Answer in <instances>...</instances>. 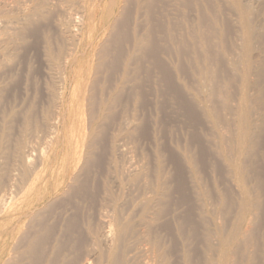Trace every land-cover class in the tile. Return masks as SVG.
I'll list each match as a JSON object with an SVG mask.
<instances>
[{"label": "rangeland", "instance_id": "1", "mask_svg": "<svg viewBox=\"0 0 264 264\" xmlns=\"http://www.w3.org/2000/svg\"><path fill=\"white\" fill-rule=\"evenodd\" d=\"M0 11L2 12L1 9H7L10 10L8 13H13L12 11H14L15 13L14 14H8L6 13L5 11H3L2 13H0V19L2 21H4L5 23L1 22L0 20V29L3 31L4 29V33L0 30V33H3L2 36L0 34V39L1 40V44L4 46L5 44V47L2 48L1 45L0 47L2 48L1 51H3L4 53H2L0 51V59H1V56H2V61L5 62L2 64V61L0 62V81L1 79L4 80L5 82L3 83L0 82V89H2V91H4V93H2L1 95V90H0V103H2L3 101L5 102V104H9L7 100L10 99V102L11 104L13 103V105H10V107L8 108L7 110V104L5 105L4 102L3 104H0V108L3 109L1 110L0 109V116L2 117L0 119V156H1V153L3 152L5 155H7L6 157H8L6 159L5 155L2 154V157L1 160H0V163L3 162L4 160H6V162L3 164L2 166H8V167H2L1 164L0 166V169L3 170L5 169L4 171H2L1 173V170H0V173L1 175L4 174V176L2 175V177H6L8 176L9 178H6L8 179L9 181L5 180V178H2L3 181L0 183V188L1 190L5 189V191H7V193L4 192V194H2L3 192L1 191L0 195L2 194V196H0V200L2 201L3 198H5L4 196H6L5 199H3V203L0 201V203H2L4 206L7 201V197L9 196L10 193H13L15 194V192L17 191V187L18 185H21V182L18 181V178L21 180L20 177L18 176H22V175H16L14 174L17 169L18 171L17 172H23L22 174L24 173H28L30 172L32 174V171L34 170L35 172H38V171H41V172H46L48 175H50V178L49 181H48V188H51V186L53 184L56 183V179L58 178L59 174L65 172L67 170V168L69 167V171L71 173V175L74 177L76 176L79 177V178H82L81 176H83V180H78L81 182L85 181V182H88L91 178V180L87 183L89 184L88 186L90 188L87 189L88 192H86V194H82L83 196L81 195H77L76 197H72V196H69L71 194L68 195V199H67V195H62L59 194L60 196H62L63 198H61L60 196H56L57 198H55L54 196V199L55 201L53 200V197H51L47 202H48V206L50 208H47L46 210L45 207L41 208V206L38 208V210L40 212L38 213H41V217L40 216H35V214L37 213H34L36 212L37 210H34V214L31 212L29 214V219L26 218L25 219V222H24V225L27 223V219H28V225L29 224H47V225H52L55 223L56 219L58 217H64L67 219V216H69L68 218H76L79 220V223L83 226H85V223H90V225L94 228L97 226L98 224V220L100 219L101 215L102 214H110L111 212L117 210V211H120L121 213L122 212H126L124 214L127 218H129L130 220H133L132 222L136 223L137 221L141 220V218H144V219H149V217H156L158 219V221L156 222V225H154L155 227H153V229H160V230H163L165 229L167 226V223L169 224H174L175 222L178 223V222H181L182 220H186L187 218H192L194 220H199L198 217L199 216H202L201 219H205L206 220H210L211 223H214V225H217L220 227L223 235H224V238L227 239V243L229 244L228 245V252H229V258H228V261H230L228 264H235V261H236V264H242V263H239L241 261V257H243L242 259H244V261H241V262H244L243 264H246L248 259H251V258H254L253 255L257 256L256 257V262L255 264H258L260 262V264H264V242L261 238L260 235L263 234V224H264V220L263 221H256L254 220V208L252 210V205L254 207V203H252V201L254 202V195H258L257 190H256V187L254 186V178L257 174H261L264 178V166L262 164H264V160H262L264 157H260L257 161L258 163H255L256 161L254 160V148H250L248 145L246 146V148L244 149H241L239 144H240V135H239V129H238V119H237V116H236V110L237 109L236 107L239 106V103H241L242 101V96H241V92H242V89L244 87H249V89L247 88V95L250 99V112H251V116H250V121L254 124V118L256 120V118H259L257 116L259 115H264V98H262L263 100H260L259 98V95H258V90L257 88L260 90V88H263L264 89V80L262 82V76L259 75L256 71V70H259L256 69L258 67V65L263 62L264 63V0H236V1H233V0H156V3L154 0H133L134 2H132V0H26L28 3H26V1L24 2V0H20L22 3V6H19L17 5L18 3L20 4V1L19 0H0ZM7 1V2H6ZM18 3H17V2ZM88 1V2H87ZM90 1H91V4H90ZM112 1V2H111ZM153 1V2H151ZM2 2L3 4H5L4 2H6V6H3L2 5ZM36 2V4H35ZM42 2V3H41ZM46 2V3H45ZM85 2V4H83ZM114 2V3H113ZM128 2V3H127ZM138 2V3H137ZM147 2V4H146ZM9 3V5H8ZM26 3V4H25ZM38 3V4H37ZM49 3V4H48ZM87 7H85L84 5H87ZM98 3V4H97ZM111 3L113 4L112 6ZM126 3V5H125ZM153 3V4H152ZM235 3V5H234ZM13 4H15L16 7H13ZM25 4V8L24 5ZM27 4H29L27 6ZM35 4V6H34ZM48 4V5H47ZM68 4V6H67ZM82 5L80 6V10H79V5ZM90 4V6H89ZM131 4V5H130ZM136 4V5H135ZM143 5V8H142V5ZM152 4V5H151ZM8 5V6H7ZM41 5V6H40ZM43 5V6H42ZM57 5V6H56ZM61 5V6H60ZM71 5V6H70ZM108 5V6H107ZM123 5H125L123 7ZM130 5V6H129ZM137 5H139L137 7ZM150 5V6H148ZM19 6V7H18ZM70 6V7H69ZM84 6V7H83ZM97 6V7H96ZM6 7V8H5ZM21 7V9H20ZM43 7V8H42ZM62 7V9H61ZM82 7V8H81ZM122 7V8H120ZM140 7V8H139ZM147 7V8H146ZM11 8V9H10ZM15 8H17V10H14ZM27 8V9H26ZM31 8V10L29 9ZM34 12H36L37 14L35 15V13L32 12L33 9ZM39 10H37V9ZM54 8V9H53ZM84 8V9H83ZM120 8V9H119ZM139 8V9H138ZM13 9V10H12ZM26 9V10H24ZM41 9V10H40ZM48 9V10H47ZM50 9V10H49ZM78 10L79 12H75L76 10ZM83 9V11H81ZM92 9V10H91ZM125 9V10H124ZM143 9V10H141ZM20 10L21 13H20ZM73 10V11H72ZM91 10V11H90ZM100 10V11H99ZM119 10H121V13H119ZM124 10V11H123ZM240 10H241V13H240ZM243 10V11H242ZM39 11H42L43 14H41V12ZM68 11V12H67ZM99 11V12H98ZM142 11V12H141ZM145 11H147L145 13ZM150 11V16H147V13ZM153 11V12H152ZM18 12V14L16 13ZM28 12V13H27ZM39 12V14H38ZM70 12V13H69ZM81 12V13H80ZM89 12V13H88ZM111 12V13H110ZM130 12V13H129ZM243 12H244V16L243 15ZM27 15H26V14ZM32 13L34 15H32ZM77 13V14H76ZM84 13V14H83ZM110 13V14H109ZM119 13V14H118ZM4 14V15H2ZM30 14V15H28ZM79 14V15H78ZM82 14H83V17H82ZM127 14V15H126ZM10 15V16H9ZM19 15V16H18ZM29 19L30 17V20H36L37 18V23L35 21L31 22L30 20H27L26 17ZM39 15V16H38ZM76 15V16H75ZM120 15V17H119ZM16 16V17H15ZM38 16V17H37ZM43 16V18H42ZM79 16L81 17V19L79 18ZM85 16V17H84ZM87 16V17H86ZM110 16V17H109ZM26 19V20H23V18ZM36 17V18H34ZM114 17V18H113ZM128 17V18H127ZM243 17H244V21H243ZM39 18V19H38ZM78 18V20L76 19ZM124 18H125V21L128 23H126L124 21ZM9 19V20H8ZM19 19L21 21H19ZM90 19V20H89ZM128 19V20H127ZM22 20L26 23H30L31 25L28 24H25L24 22H22ZM72 22H71V21ZM113 20V21H111ZM242 20V21H241ZM248 20V21H246ZM13 21V22H12ZM14 21L16 22L15 25H18V26H15L17 27L16 29V32H15V29H13L14 33H17L18 30L20 29V33L18 32V34L20 35L21 37V34L23 32L24 34V37L27 38L26 40H23L24 37H21V40L19 38L18 40V37L17 36H12L14 35L13 31L11 32H8L10 31V27H14L12 26L14 24ZM18 21V22H17ZM30 21V22H29ZM82 21V22H81ZM92 21V22H91ZM95 21V22H94ZM8 22H12V23H9V24H6ZM80 22V23H79ZM112 22V23H111ZM118 22V23H117ZM5 24V26L2 25ZM78 26H76L75 25ZM78 23V24H77ZM82 23V24H81ZM94 23V24H93ZM113 25H111V24ZM125 23V24H124ZM198 23V24H197ZM202 23V24H201ZM242 23V24H241ZM244 23V24H243ZM11 24V25H10ZM72 27H71V25ZM93 26H92V25ZM107 24H109L107 26ZM56 25V26H55ZM77 28H75V26ZM120 26V33H118V37H119V34H120V38H122V41H120L121 39L119 38L116 42H114L112 44L111 42V45H108L107 46V43H109L108 41L109 40H112V37L115 35L114 33H116V27L117 26ZM124 25H128L127 27L124 26L125 28H123ZM199 25V26H198ZM200 25H203V27H200ZM244 25V26H243ZM27 27V29H25L24 27V31H22L23 27ZM29 26H31L29 28ZM62 26V27H60ZM112 26V28H111ZM3 27V28H2ZM14 27V28H15ZM39 27H40V30H39ZM69 27V28H68ZM94 27V29H93ZM103 27V28H102ZM110 27V28H109ZM114 27V29H113ZM9 29L8 31L6 30ZM68 28V29H67ZM72 28V29H70ZM85 28V29H84ZM246 28V29H245ZM61 29V30H60ZM74 29V30H73ZM108 29H113L112 32H109L111 30L108 31ZM121 29L123 31H121ZM139 29V30H138ZM245 29V30H244ZM26 30V31H25ZM72 32L71 34H69L70 31ZM126 30V31H124ZM244 30V31H243ZM250 30V31H249ZM257 30V31H256ZM42 31V32H40ZM69 31V32H68ZM75 34H74V32ZM87 31V33H86ZM98 31V33H97ZM100 31V32H99ZM108 31V32H107ZM118 31V32H119ZM248 31V32H246ZM5 32L9 33L10 35H8L11 40L7 39V33L5 34ZM66 32V33H64ZM76 32H77V35H78L80 38V40L78 38V36L76 37ZM89 32V33H88ZM123 32V33H122ZM130 32V33H129ZM196 32V33H195ZM29 35H28V34ZM37 33V34H36ZM42 33V34H40ZM85 33V34H84ZM122 33V34H121ZM127 36H126V34ZM167 33V34H166ZM252 33V34H251ZM259 33V34H258ZM16 34V35H18ZM69 36H68V35ZM74 34V35H73ZM108 34V37L106 36ZM132 36H131V35ZM139 34V37L137 36ZM141 34V35H140ZM151 35L152 36V41L151 42H145L146 43V46L144 44V46H142L141 44L143 43H140L138 44V42H136V40L138 38H141V36L143 35ZM244 34V35H243ZM34 35V36H33ZM36 35V36H35ZM88 35H92L91 36V39L88 40ZM124 35V36H122ZM135 35V36H134ZM173 36L172 38L169 39V36ZM31 36V37H30ZM82 36V37H81ZM96 36V37H95ZM126 36V37H125ZM197 36V37H196ZM251 36V38H250ZM255 36V38H254ZM17 37V39H15ZM33 37V38H32ZM43 37H48L49 39L47 38H43ZM71 38H76L75 39H70ZM87 37V39L85 38ZM106 37V38H105ZM111 39H110V38ZM201 37V39H200ZM245 37V38H244ZM261 39H260V38ZM3 38H6L8 42L5 41V39ZM12 38H14L13 41ZM24 38V39H25ZM28 38H31V39H28ZM39 39V40H36L35 39ZM43 38V40H41ZM81 38L83 39V41L81 40ZM85 38V39H84ZM95 38V39H94ZM108 38V39H107ZM124 38L126 39L124 41ZM132 38V39H131ZM175 38V39H174ZM204 38V39H202ZM254 38V39H253ZM258 38V39H257ZM46 41H45V40ZM66 39H68L66 41ZM70 39V40H69ZM103 39H106L103 42L102 44V41ZM171 39H173V42L171 41ZM253 39V40H252ZM18 40V41H17ZM49 40V41H47ZM72 40V42H71ZM102 40V41H101ZM129 40V41H128ZM258 40V41H257ZM4 41L6 43H8V47L6 46V43H4ZM9 41H13V42H9ZM20 41V42H19ZM40 41V42H39ZM43 41V42H42ZM79 41V42H78ZM101 41V43H100ZM124 41V42H123ZM131 41V42H130ZM206 43H205V42ZM252 41L254 42L253 45H252ZM257 41V42H255ZM263 41V42H262ZM25 42V43H24ZM34 42H36V45L34 44ZM45 42V46L44 43ZM49 42V44L47 43ZM63 46L62 45V43ZM82 42V43H81ZM122 42V43H121ZM129 42V43H128ZM136 42V43H135ZM204 42V43H203ZM240 42V43H239ZM243 42V43H242ZM4 43V44H3ZM17 44V46L14 47V44ZM41 43V44H39ZM71 43V44H70ZM79 43V44H78ZM100 43V46L102 45V47L104 48L105 52L102 50L103 48H100L97 44ZM119 45H117V44ZM121 43V44H120ZM132 43V45H130ZM197 43H199V47L198 48V45ZM260 43V44H258ZM10 44H13V48H9V47H12ZM15 44V45H16ZM81 44V45H80ZM86 44V45H85ZM139 46H138V45ZM51 45V48H49V46ZM62 45V46H61ZM73 45H76L72 48ZM78 45V46H77ZM88 45V46H87ZM97 45V46H96ZM116 47H114V46ZM125 45V46H124ZM137 48H135L134 47ZM257 45H260L262 47H260L259 49V46ZM34 46V47H33ZM58 46V47H56ZM82 46V47H81ZM123 46L125 49H123ZM142 46V47H141ZM194 46V47H193ZM210 46V47H208ZM20 48V51L17 52ZM48 47V48H47ZM60 47V48H59ZM77 47V48H76ZM99 47V49H97ZM114 47V48H113ZM119 47V48H118ZM140 47V48H139ZM196 47V49H195ZM239 47V48H238ZM244 47V48H243ZM255 47L257 50H255ZM37 48V49H36ZM43 48V49H42ZM69 48L71 50H69ZM84 48V49H83ZM107 48V49H106ZM110 48V49H109ZM114 50H113V49ZM133 48V49H132ZM144 48V50L142 49ZM205 50H204V49ZM253 48V49H252ZM13 49V51L15 52H11ZM18 49V50H17ZM47 49V50H46ZM60 51H59V50ZM63 49V50H62ZM80 49H83V50H80ZM132 49V51H131ZM141 51H139V50ZM190 49H192L191 51H193L191 53ZM194 49V50H193ZM209 49V50H208ZM241 49V50H240ZM261 49L263 50L261 52ZM4 50H7V52L9 53V56L11 55L12 57V60H11V57L9 58V56L6 54V51ZM17 50V51H16ZM62 50V51H61ZM80 50V51H79ZM99 50V51H98ZM113 50V51H112ZM117 52H116V51ZM120 50L122 51L120 52ZM135 50V51H134ZM138 50V53L135 54L134 52H137ZM155 51L156 53L152 52V51ZM212 52H211V51ZM248 50V51H247ZM49 51V52H48ZM53 53H52V52ZM77 51L78 54H76L75 52ZM95 51L97 53H95ZM108 51H109V54H108ZM111 51L113 53H111ZM198 51V52H197ZM208 53H207V52ZM243 51V52H242ZM255 51L257 53H255ZM11 52V53H10ZM48 52V53H47ZM83 52V53H82ZM120 52V53H119ZM130 52V53H129ZM141 52V53H140ZM47 54V56H45V54ZM51 53V54H50ZM99 53V54H98ZM107 53V55L105 56L104 54ZM119 53V54H118ZM127 53V55L125 54ZM144 53V54H142ZM159 53V55H158ZM196 53V54H195ZM207 53V54H206ZM260 53V55H258ZM15 54V55H14ZM96 54V55H95ZM115 54V55H114ZM118 56H117V55ZM126 56H125V55ZM129 54V55H128ZM135 54V55H134ZM155 54V55H154ZM193 54V55H192ZM212 54V55H211ZM234 54V55H233ZM239 54V56L237 55ZM253 54V55H252ZM257 56H256V55ZM5 55V56H4ZM79 55V56H78ZM97 57L96 60H95V56ZM98 55V56H97ZM101 55V56H100ZM121 57H120V56ZM123 55V56H122ZM131 55H133L131 57ZM208 55V56H207ZM248 55V58L247 56ZM252 55V56H251ZM255 55V56H254ZM16 56V57H15ZM44 56V57H43ZM67 56H68V59H67ZM102 56L103 57V60H102ZM109 56V57H108ZM157 56V62H159V65L156 64V62L154 61V58ZM193 56V57H192ZM195 56H196V59H197V56H198V59L196 60L195 59ZM199 56H201L203 59V62L202 60H199L201 59ZM5 59H4V58ZM45 57H48L46 59V61L49 59V61L51 62V64L49 63H46L45 61ZM66 57V58H64ZM100 60H99V58ZM159 57V58H158ZM215 57V58H214ZM247 59H246V58ZM252 57V58H251ZM70 58V59H69ZM120 58V59H119ZM130 61H129V59ZM241 58V59H240ZM259 58V59H258ZM8 60H11V64H7L9 63ZM98 59V60H97ZM110 59V60H109ZM112 59V61H111ZM122 59L124 60V62L122 63ZM135 59H138L135 61ZM207 59V60H206ZM248 60V61H245V60ZM6 60V61H4ZM64 60H67V61H64ZM69 60V61H68ZM75 62V71H74V75L76 78L73 79V77H69V79H71V82L68 83V88L66 90V93H65V101L63 103H61V99L60 97L61 96H58L59 93H61V88L60 86H62L61 84L63 83V80L65 78H67V67H68V64L72 61ZM109 60V61H108ZM198 60H199V63L201 64H204V66H208L213 69V71L217 74V77H218V80L219 82L216 83V85H218L216 88L214 87V84L213 83H210L209 85V82L208 81H204L202 79H200V77L198 76V74L196 73L197 69H196V66L198 65ZM237 60V62H236ZM244 60V61H242ZM258 61V62H255L256 65L254 64V61ZM85 61V62H84ZM87 61V62H86ZM103 61V62H102ZM117 61V62H116ZM213 61V62H212ZM261 61V62H260ZM60 62V65L63 66V68L65 70H61L63 69L62 66H59L58 63ZM67 62V64H66ZM69 62V63H68ZM95 62V63H94ZM129 62V63H128ZM134 62V63H133ZM137 64H136V63ZM139 62V63H138ZM155 62V63H154ZM208 62V63H207ZM233 62V63H232ZM235 62V63H234ZM244 62V63H243ZM253 63V65H251V63ZM62 63V64H61ZM63 63H65V67L63 65ZM97 63V64H96ZM115 63L116 66H115ZM232 63V64H231ZM22 64V65H21ZM49 64V68L47 67V65ZM96 64V65H95ZM110 66L111 64V67ZM122 66H121V65ZM127 64H131V66H127ZM155 64V65H154ZM163 65V67L167 68V70H165L164 68V71L169 75H167L168 77H170V74L172 75V77L168 78L170 80V82H168L167 80H165L166 77H163L165 75H162V74H166L164 73L163 69L161 70V68L163 67H160L161 65ZM191 64V66H190ZM194 64V65H193ZM242 64V65H241ZM245 64V65H244ZM54 65V66H53ZM57 65V66H56ZM84 65V66H83ZM95 65V66H94ZM106 65V66H105ZM113 65V66H112ZM118 65V67H117ZM120 65V66H119ZM142 65V66H141ZM213 65V66H212ZM235 65V67H234ZM4 66V67H3ZM67 66V67H66ZM158 68H156V67ZM194 66V67H193ZM254 68H253V67ZM256 66V67H255ZM12 67V68H11ZM53 67L55 68V70L53 69ZM97 67V69H96ZM104 67V68H103ZM116 67V68H115ZM134 67V68H133ZM191 67V68H190ZM14 68V69H13ZM17 68V69H16ZM52 70H51V69ZM100 68V69H99ZM136 68L139 69L141 68V70L139 71H136ZM253 68V69H251ZM12 69V70H10ZM51 71H50V70ZM90 69V70H89ZM104 69H106V71H104ZM112 69V70H111ZM116 69H117V75H116ZM121 69V74L119 73ZM159 69V70H158ZM6 70V71H4ZM114 70V71H113ZM253 70V71H252ZM25 71V72H24ZM53 71H56V72H53ZM104 71V72H103ZM108 71V72H107ZM163 71V72H162ZM171 73H170V72ZM193 71V72H192ZM8 72H12V73H8ZM16 72V73H14ZM58 72V74H56ZM135 72V75L134 73ZM136 72H137V75H136ZM140 72V77L138 76V73ZM160 72V73H159ZM181 74H180V73ZM255 72V73H253ZM4 73V74H3ZM64 73V74H63ZM101 73V74H100ZM114 73V74H113ZM132 73V74H131ZM195 73V74H193ZM251 73V74H250ZM256 73H257V76H256ZM11 74V76L9 77V75ZM52 74V75H51ZM62 74L64 76H62ZM96 74V75H94ZM124 74V75H123ZM129 76H128V75ZM197 74V75H196ZM249 74V75H247ZM6 77H5V76ZM16 75V76H15ZM23 75V76H22ZM55 75V77H54ZM59 78H58V76ZM62 76V77H61ZM94 76V77H92ZM99 76V77H98ZM125 76V78H124ZM136 76L137 78V81H135V79L133 77ZM138 76V77H137ZM158 77V80H157V77ZM255 76V77H254ZM4 77V78H3ZM7 77H9L7 79ZM91 77H92V80H91ZM104 79H102V78ZM164 79H163V78ZM245 77V78H244ZM257 77V78H256ZM16 78V79H15ZM58 78V79H57ZM20 79V80H18ZM59 79L61 81H59ZM140 79V80H139ZM159 79H160V82H159ZM221 79V80H220ZM11 80V82H10ZM23 80V82H22ZM56 80V81H55ZM91 80V81H90ZM101 80V82L99 83V81ZM130 80V81H129ZM165 80V81H164ZM247 80V82H246ZM255 80V81H254ZM14 81V82H13ZM25 81H27L28 83L25 85ZM87 81V82H86ZM123 81V82H122ZM127 81L130 83V85L127 83ZM165 83H164V82ZM55 82L56 86L53 85V83ZM60 84H59V83ZM92 82V83H91ZM112 85H111V83ZM127 84H125V83ZM156 82V83H155ZM158 82V83H157ZM222 82V83H220ZM229 82V83H228ZM262 82V83H260ZM6 83V84H5ZM10 83V84H9ZM57 83L60 85H58L57 87ZM97 83V84H96ZM110 83V84H108ZM117 83V84H116ZM164 83V84H163ZM175 83V84H173ZM228 83V84H227ZM256 83V84H255ZM258 83H260L261 85H259ZM16 84L18 85L17 88H16ZM102 84V87L101 86ZM104 84H105V87H104ZM172 84V85H171ZM222 84V85H220ZM15 85V89L13 88ZM32 85V86H31ZM35 85V86H34ZM99 85V87H98ZM111 85V86H110ZM129 85V86H127ZM170 88H169V86ZM5 86V88H4ZM11 86V87H10ZM28 87L27 89L25 87ZM74 87V90H71L73 89ZM97 86V87H96ZM109 86H110V89H109ZM164 86V87H163ZM261 86V87H260ZM2 87V88H1ZM21 87H24V91H22L23 89H21ZM55 87V90L57 91V88L58 91L57 94L56 92L53 91ZM77 87V88H76ZM90 88L88 89L87 91V88ZM94 87V88H93ZM107 87L109 89V92L107 90ZM114 87V88H112ZM136 87V88H135ZM178 87V88H176ZM214 87V88H213ZM224 89H223V88ZM138 88V91L140 92L139 96H138V91L137 92H133V93H136L135 96L134 94L132 93L133 89L136 91ZM141 88V89H140ZM167 88V90H166ZM222 88V89H221ZM4 89V90H3ZM20 89V90H19ZM31 89V90H29ZM34 89V90H33ZM86 89V90H85ZM113 89V90H112ZM169 89H171V92H173L175 95H173V93H170ZM217 89H220V90H217ZM256 89V90H255ZM14 90H15V94L14 93ZM68 90L70 92H68ZM76 90V91H75ZM116 90V91H115ZM122 90V91H121ZM166 90V91H165ZM214 90V91H213ZM9 91V92H8ZM27 91V92H26ZM31 91H34L33 93ZM73 91L75 93H73ZM87 91V92H86ZM143 91V92H142ZM179 91V92H178ZM181 91V93H180ZM218 91V92H217ZM82 92V93H81ZM117 92V93H116ZM142 92V93H141ZM185 94H184V93ZM211 92V94H210ZM7 95H6V94ZM20 93V94H19ZM27 93V94H26ZM52 93V95H51ZM67 93H70V94H67ZM73 93V95H72ZM86 93V95H85ZM89 93V94H88ZM94 93V94H93ZM116 93V95H115ZM131 93L133 94L132 95V98H131ZM10 94V95H9ZM12 94V95H11ZM22 94V95H21ZM80 94V95H79ZM91 94V95H90ZM97 94L98 96L101 98L99 99L100 101V104H99V101L96 102V99H98L99 97H97ZM105 94V97H103ZM118 94V95H117ZM127 94V95H126ZM178 94V95H177ZM183 94V96L181 97V95ZM220 94V95H219ZM227 96H226V95ZM21 95V99H20V96ZM57 95V96H56ZM103 95V96H102ZM109 95V96H108ZM112 95H114L115 97H112ZM125 95V96H124ZM180 95V96H179ZM232 95V96H231ZM258 95V96H257ZM3 96V97H2ZM7 96V97H6ZM15 98H14V97ZM17 96V98H16ZM86 99H84V97ZM89 96V97H88ZM96 96V97H95ZM119 98H118V97ZM181 98H179V97ZM229 96V97H228ZM55 97V99H54ZM72 97V98H71ZM92 97V98H91ZM94 97V99H93ZM128 97V98H127ZM139 97V98H137ZM193 97V98H192ZM227 97V98H226ZM5 98V99H4ZM9 98V99H8ZM25 98V100H24ZM66 98H69V100H67ZM89 98V103L87 102ZM104 98V99H103ZM127 98V100H126ZM141 98V99H140ZM144 98V99H142ZM183 98V99H182ZM257 99V103H255V99ZM2 99V100H1ZM7 99V100H6ZM13 99V100H12ZM31 99V102L30 100ZM35 99V100H33ZM118 99V100H116ZM137 99V101H136ZM180 100V102H178ZM199 99V101L201 102H197ZM204 99V101H203ZM234 99V101H233ZM6 100V101H5ZM20 100V101H19ZM28 100H29V103H28ZM33 100V101H32ZM54 102H53V101ZM61 100V101H60ZM92 100V101H91ZM103 100H104V103H103ZM120 100V101H119ZM126 100V101H124ZM132 100V101H131ZM143 100V101H142ZM178 100V101H177ZM183 100L184 102V105H183V102H181ZM189 100V101H188ZM231 100V101H230ZM254 100V101H253ZM260 103H258L259 101ZM16 101V102H15ZM20 102V104H18V102ZM24 101V102H22ZM53 103H52V102ZM59 101V102H58ZM106 101V102H105ZM113 102V104L111 102ZM120 103H118V102ZM124 101V102H123ZM128 101V102H127ZM173 101H175L173 103ZM186 101V102H185ZM192 101V102H191ZM193 101H195V103H193ZM208 103H207V102ZM35 103L32 108L31 103ZM57 102V103H56ZM86 102V104H89V105H83L84 103ZM116 102V105L119 107H117L116 105L114 106ZM140 102V103H139ZM178 102V103H177ZM197 102V103H196ZM204 102V103H203ZM233 102V104H232ZM263 102V103H261ZM18 105H17V104ZM22 103V104H21ZM57 105H56V104ZM61 103V104H60ZM67 103V104H66ZM71 103V104H69ZM91 103V104H90ZM99 104V108L96 107V105ZM136 103V104H135ZM182 103V104H181ZM198 103H200V105H198ZM217 103V104H216ZM223 103V104H222ZM228 103V104H227ZM232 105H231V104ZM51 104V105H50ZM53 104V105H52ZM93 104V105H92ZM106 104H107V108H106ZM109 104L110 107L109 108ZM127 106H126V105ZM134 104V105H133ZM138 104V105H137ZM143 104V105H142ZM192 104V105H191ZM196 104V105H195ZM214 108L215 110L212 111V108L209 106ZM215 104V106H214ZM235 104V105H234ZM252 104V105H251ZM260 104V105H259ZM8 105V106H9ZM25 108V114L24 112L22 111L23 110V107ZM27 105V107H26ZM29 105V106H28ZM36 105V106H35ZM48 105L50 106V108L48 107ZM68 105V107H70V115H68V112H67V115H66V112L64 110H61L59 111V108H61L62 106L66 107ZM179 105V106H178ZM180 105H183V106H180ZM194 105V106H193ZM12 106V108H11ZM17 106V107H16ZM47 106V107H46ZM51 106H55V110L52 108L51 109ZM58 106H60L58 108ZM124 108H123V107ZM193 106L194 109H195V106L196 109V113L198 114V117H197V124H194L192 122H195L196 121H193L190 119V121L188 120L189 118H191L189 115L185 114V113H188V110L190 109V107ZM209 109V111L211 110L212 112H214V114H209L210 117L208 115L205 116V114H203L202 112V107H204ZM207 106V107H206ZM231 106V107H230ZM16 107V108H15ZM84 107H85V110L89 111V113L87 112L85 114V110H84ZM92 107V108H91ZM95 107V108H94ZM117 107V109H116ZM121 107L123 109H121ZM134 107H137L138 108V111H136L137 108L134 109ZM201 107V108H200ZM209 107V108H208ZM223 107V108H222ZM14 108V109H13ZM31 110L29 112V109ZM37 108V109H36ZM39 108V110H38ZM43 108V109H42ZM57 108V109H56ZM90 110H89V109ZM98 108V109H97ZM106 110L105 113H104V110ZM106 108V109H105ZM228 108V109H227ZM234 108V110H233ZM9 109L11 110V112L9 111ZM18 109H22V110H18ZM96 109L98 111H96ZM113 109H116V110H113ZM125 109V110H124ZM187 109V110H186ZM252 109V111H251ZM254 109H256L257 111H259V115L257 113V111H255ZM43 110H46V111H43ZM52 113L48 114L49 111ZM54 110V111H53ZM58 110V112H57ZM94 110V111H93ZM123 110V111H121ZM217 110V111H216ZM224 110V111H223ZM231 110H233V112L235 113H232ZM261 110V111H260ZM7 111H9L7 113ZM15 111V112H14ZM19 111V112H18ZM36 111V112H34ZM39 111V112H38ZM93 112V115L90 113ZM97 114H95L96 112ZM115 111V112H114ZM198 111V112H197ZM14 112V113H12ZM23 112L22 114H20L21 116H23V119H24V122L22 121V119H20V115L19 113ZM32 114H29L31 113ZM42 112H44L42 114ZM95 112V113H94ZM110 112V114H108ZM120 112V113H119ZM202 112V113H201ZM211 112V113H212ZM217 112V113H216ZM221 112V113H220ZM7 113V115H6ZM16 113V114H15ZM33 113H35L36 115H34ZM47 113V114H46ZM57 113H61L62 116L61 118H59V120H55V117H53L52 115L56 116ZM105 115H104V114ZM115 115H114V114ZM124 113V114H123ZM128 113V114H127ZM135 113V117L133 116ZM138 113V114H137ZM184 113V114H183ZM37 114L38 116H41V119H45V120H42V122L39 121V118L37 117ZM85 114V115H84ZM90 115V120H91V117L94 119V120H91V121H94L93 122H90L89 121V115ZM103 114V115H102ZM107 114V115H106ZM113 114V115H112ZM129 114L130 117H129ZM142 114V115H140ZM5 115V116H3ZM15 115V116H13ZM51 115V117L49 118L48 116ZM88 117H87V116ZM96 115V116H95ZM103 117H102V116ZM119 115V116H118ZM121 115H123L122 117H120ZM137 115V116H136ZM186 115V116H185ZM218 115V116H217ZM233 115V116H231ZM253 115V116H252ZM257 115V116H256ZM13 116V117H12ZM32 116V117H31ZM133 116L134 118L132 119ZM212 116H215L214 118ZM256 116V117H254ZM29 120H26L27 118ZM45 117V118H44ZM47 117V118H46ZM54 118L53 122H52V119ZM87 117V119L84 121V119ZM99 117V118H98ZM106 118L108 120H104L103 118ZM124 117V118H123ZM128 118L129 120H131V122L127 119ZM187 117V119H186ZM189 117V118H188ZM205 117L207 118V120H204L202 121L201 118L205 119ZM264 117V116H263ZM17 118V119H15ZM31 118V119H30ZM38 119L36 120V123L37 121L39 123H37L35 125V119ZM52 118V119H51ZM64 118V119H62ZM67 118V119H66ZM118 118H119V122H118ZM121 118H123L121 120ZM142 118V119H141ZM218 118L220 121H218ZM232 118V119H231ZM234 118V120H233ZM13 119V120H12ZM67 120V122L64 120ZM217 119V120H215ZM2 120V121H1ZM19 120V121H18ZM22 123L24 124H21V121ZM62 120V121H61ZM112 124H111V122ZM123 120H126L125 122ZM135 120V121H134ZM138 120V121H137ZM141 120V121H139ZM209 120V121H208ZM253 120V121H252ZM14 123H13V122ZM29 121H31L30 123H28ZM44 121V122H43ZM49 121H51L52 123H50ZM55 121L57 123H59V126L58 124L55 123ZM101 121V122H99ZM115 121H117L116 124ZM121 121V122H120ZM129 121V124L127 125V122ZM200 121V122H199ZM17 124H16V123ZM20 122V125L18 124ZM87 122V123H86ZM91 125H90V123ZM107 122V123H106ZM136 122V123H135ZM203 122V123H201ZM205 122V123H204ZM220 122L222 124V126L220 125ZM237 122V123H235ZM12 123V125H11ZM41 123V124H40ZM45 123H47L48 125H46ZM93 123V124H92ZM99 123V124H98ZM103 123V124H102ZM105 123V124H104ZM109 123V124H108ZM189 123H192L191 126ZM9 126H8V125ZM28 124L30 125L29 127H31V133L29 130V127H28ZM34 124V125H33ZM44 124V126L42 125ZM53 124V125H52ZM110 124L112 125V127L110 126ZM136 126H135V125ZM206 124V125H205ZM235 127H233L234 125ZM12 127H11V126ZM22 125V126H21ZM32 125H33V131H32ZM55 125V126H54ZM95 125V126H94ZM97 125V126H96ZM102 125H104L102 127ZM109 125V126H108ZM131 125V126H130ZM196 125V126H194ZM198 125V126H197ZM202 127H201V126ZM216 125H219V127H216ZM24 126V127H23ZM29 129H27L26 128ZM39 126V128L42 127V129H37V127ZM41 126V127H40ZM101 128H100V127ZM108 126V128H107ZM125 126L126 127V130L130 127H134L132 130L130 129V133H132V136L135 135L134 137L136 138H133L132 136H129L128 133L129 131L127 130V133H126V130H125ZM213 129H212V127ZM229 126V127H228ZM231 126V127H230ZM15 127L19 128V130L17 131L15 129ZM23 127V128H22ZM57 127V128H56ZM85 127V128H84ZM90 127V128H89ZM224 127V128H223ZM229 130H228V128ZM237 127V129H236ZM21 128V129H20ZM26 128V129H25ZM45 128V130L43 129ZM50 128V130H49ZM53 128V129H52ZM94 130H93V129ZM97 128V130H95ZM100 128V129H98ZM112 128V129H111ZM121 128V129H120ZM139 128V129H138ZM7 129V130H6ZM24 130V131H21V130ZM47 129V130H46ZM54 131L56 133L54 135V132L51 131ZM85 129H87L85 131ZM89 129V130H88ZM105 129V131H104ZM107 129V130H106ZM109 129V131H108ZM117 129V131L115 130ZM124 129V130H123ZM137 129V131H136ZM143 129V130H142ZM234 131H232V130ZM4 130L6 131V133L4 132ZM9 130H12V131H9ZM26 130H28L26 132ZM42 130V131H40ZM100 130V131H99ZM113 130L115 131V133H113ZM122 130V133L126 134L125 136L126 137H129L130 139H127L126 137L124 138V134H122L121 132L119 133V131ZM208 131L210 134H208V132H204V131ZM211 132H210V131ZM45 131L47 132L45 134ZM51 131V132H50ZM60 131V132H59ZM85 131V132H83ZM98 131V132H97ZM107 131V132H106ZM125 131V132H124ZM133 131V132H132ZM136 131V132H135ZM144 131V132H143ZM198 131V132H197ZM200 131V133H199ZM201 131H203L201 133ZM214 131V132H213ZM232 131V132H231ZM19 132L22 134L20 135H17L21 138V136H23L21 138L22 142L20 143V138H17V136L15 135V133ZM29 132L31 133V138L29 137L30 134ZM39 132V134H38ZM50 132V134L48 133ZM82 132L84 134H82ZM90 132V133H89ZM97 135L95 137V134ZM104 132V133H103ZM213 132V134H212ZM236 132V133H235ZM6 136H4L5 134ZM53 133V135H52ZM61 133V134H59ZM94 134L93 137H95V139L92 137V134ZM100 133V134H99ZM103 133V134H101ZM108 133H110L108 135ZM135 133V134H134ZM205 133V134H204ZM218 133V134H217ZM231 133V134H230ZM235 135H233V134ZM42 134V135H41ZM45 134V135H44ZM58 134H59V137H58ZM113 134V135H112ZM115 134V135H114ZM119 134V137H117ZM122 134V135H121ZM141 134L143 136H141ZM200 134V135H199ZM9 135V137L7 136ZM13 135H15V138L18 139V141L14 138L13 140ZM36 137V141L35 143H41L42 139H39L41 138V136H45L46 139H44L43 137V141H42V145L44 146L45 144V141L47 140V146L48 148H46L45 153L44 151L42 150V153L41 152V149L39 148L41 145L40 143L38 144L39 146L35 145L34 147L32 146V148H30L29 146L32 144V142H34L33 140V137L34 136ZM62 135V137H61ZM76 135V136H75ZM81 135L83 137H86V138H83L81 137ZM100 135V136H99ZM108 137H107V136ZM140 137V139L137 137ZM202 135V136H201ZM217 135V136H216ZM50 136V137H49ZM53 136V137H52ZM72 136V137H71ZM99 136V137H98ZM111 136V137H109ZM201 138H200V137ZM210 136V137H209ZM216 136V137H215ZM224 136V137H223ZM58 137V138H57ZM74 137V138H73ZM76 137V138H75ZM196 137V138H195ZM219 137V139H217ZM8 139L7 140H1V139ZM27 138V139H26ZM30 138V142L26 140H28ZM53 140H52V139ZM88 138V139H87ZM100 138V139H99ZM118 138V140H116ZM124 138V139H123ZM193 138L194 139V142H195V139H196V143H195V147L193 146L194 143H192L193 145H191V142L193 140L191 139ZM200 138V140H199ZM221 138V139H220ZM229 138V139H228ZM12 141H11V140ZM39 139V140H38ZM57 142H56V140ZM63 139V140H62ZM75 139V140H74ZM93 139V140H91ZM123 139V140H121ZM127 140L124 141V140ZM131 139H133L134 141H132ZM208 141H207V140ZM217 139V140H216ZM234 139V140H233ZM20 140V141H19ZM33 140V141H31ZM55 140V141H54ZM88 142H87V141ZM101 142H100V141ZM252 140H254V135L252 136ZM4 141V142H3ZM61 141V142H60ZM82 141V143L84 144L85 143V149H84V153H86L88 151L91 152L87 155V153L85 155L81 154L83 152V147L81 149L80 145H78L80 142ZM87 143H86V142ZM90 141H92L91 143L93 144H98V146H94V144L92 145L90 143ZM99 141V142H98ZM124 141V142H123ZM216 141V142H215ZM219 143H218V142ZM224 141V146L222 144V142ZM229 141V143H228ZM8 144H6V143ZM15 142H18L19 144L15 143ZM54 142V143H53ZM126 142V143H125ZM198 142V143H197ZM203 142V144H202ZM206 142V143H205ZM5 143V144H4ZM10 143V145H9ZM14 143V144H12ZM31 143V144H30ZM80 143V144H82ZM88 143H90L91 145H88ZM129 145V148L128 145ZM216 143V144H215ZM3 144V145H2ZM19 145L18 147H22L21 151H19L18 149L15 151L13 149H15V145ZM52 144V145H51ZM82 144V145H83ZM109 144L111 145L110 147ZM188 144V145H186ZM201 144V145H200ZM211 144V145H209ZM213 144V145H212ZM228 144H230L231 146H229ZM9 145V149H7ZM12 145V146H11ZM16 145V146H17ZM21 145V146H20ZM28 147H27V146ZM34 145V144H32ZM44 146V147H47V146ZM55 145V146H54ZM76 145H78L77 147V150L78 148L81 149V153H78L79 151L75 152V147ZM81 145V146H82ZM122 145V146H121ZM127 145V146H126ZM187 147H186V146ZM209 145V146H208ZM228 145V146H227ZM234 145V146H233ZM250 145V144H249ZM5 146V147H3ZM14 146V148H13ZM51 146V149L50 147ZM57 146V147H56ZM62 146V147H61ZM91 146H94L91 147ZM105 146V147H104ZM115 146L117 148H115ZM201 146V147H200ZM211 146V147H210ZM12 147V148H11ZM16 147V148H18ZM91 147V148H90ZM95 147H99V149L97 150V148ZM189 147V148H188ZM194 149H193V148ZM204 147V148H203ZM232 148L228 151V148ZM25 148H28V149H25ZM36 148V150H35ZM43 148V147H42ZM186 148L188 150H186ZM206 148H209L206 149ZM219 148V149H218ZM225 148V149H224ZM4 149V150H3ZM29 149H32L29 150ZM93 149V151H92ZM108 149V151H107ZM118 152L116 154V151ZM127 149V150H126ZM193 149V150H192ZM212 149V150H211ZM216 149V150H215ZM218 149V150H217ZM224 149V150H223ZM234 149V150H233ZM8 150H10L9 152H7ZM11 150H13L12 154H18V156H20V158L18 157V162H16V164L21 168V170L18 168V166H15V160L17 159V157L15 155H12L10 152ZM26 150V151H25ZM35 150V151H33ZM49 150V151H48ZM90 150V151H89ZM112 150V151H111ZM183 150V151H182ZM201 153H200V151ZM202 150H204L202 152ZM227 150V152H226ZM237 150V151H236ZM2 151V152H1ZM7 154H6V152ZM17 151L20 153H17ZM106 151V152H105ZM111 151V153H110ZM132 151V152H131ZM163 151V152H162ZM199 151V152H198ZM209 151V152H208ZM218 151H219V154H218ZM236 151V152H235ZM240 151V153H239ZM16 152V153H15ZM26 152V153H25ZM124 154H123V153ZM126 152V153H125ZM208 152V153H207ZM216 152V153H215ZM230 152V154L228 153ZM235 154H233V153ZM242 152V153H241ZM244 152H246V159L245 157L243 156ZM253 152V153H252ZM30 154L31 156H29L28 154ZM33 153V154H32ZM76 153V155L78 156L79 154V159H74V157L77 158V156L74 154ZM122 153V154H121ZM159 153V154H158ZM163 153V154H162ZM187 153H190L194 156H199L198 159V166H199V170L197 171L198 173H202L201 175L202 178L201 179H204L205 181L207 180V183L205 181H201V179L199 177L200 176V173L198 174L197 172H195L191 166L189 165V163L187 162V157L191 156L190 154H188L186 157L185 155ZM204 153L207 154V157L206 154L203 155ZM213 153H215L213 155ZM223 153V154H221ZM232 153V154H231ZM38 154V155H37ZM44 154V155H43ZM116 154V155H115ZM120 154L122 157H127L126 155L129 156V160H126L124 161L125 158H119ZM126 154V155H125ZM160 154H162L160 156ZM167 154V155H166ZM179 154L181 155V158H178L180 157ZM9 155V156H8ZM12 157H15L16 159L12 158ZM35 155V156H34ZM42 155V156H41ZM84 157H82V156ZM94 155V156H93ZM106 155H110V156H107L106 158ZM112 155V156H111ZM125 155V156H124ZM163 155H164V159L163 158ZM203 155L204 157H206V159L203 158H200V156ZM224 155V156H223ZM227 155V156H225ZM231 155H233L231 157ZM27 156V157H25ZM46 156V157H45ZM99 156V157H98ZM116 156V157H115ZM159 157H162L161 159L158 158ZM178 156V157H177ZM215 159H214V157ZM240 156V157H239ZM242 156L244 158H242ZM14 159V161L11 159ZM39 157V159L37 158ZM41 157V159H40ZM44 157V158H42ZM89 157V158H88ZM166 157V158H165ZM172 157H174V159H172ZM176 157V158H175ZM202 157V156H201ZM213 157V158H212ZM222 159H221V158ZM231 157V158H230ZM26 158H29L27 160H25ZM84 158V159H83ZM107 158H109L111 161L108 162ZM113 158V159H111ZM169 158H171L172 160H174V162L172 161L171 163L174 164L170 166V160ZM178 158V159H177ZM221 159V160H218ZM36 159H38V162H39V166H38V162H36L37 166L35 165V161H37ZM74 159V161H73ZM81 159V160H80ZM93 159V160H92ZM133 159V160H132ZM176 159V160H175ZM203 159V160H202ZM242 159V160H241ZM249 161H248V160ZM3 160V161H2ZM11 160V161H10ZM41 160V161H40ZM116 160L119 161L116 162ZM131 160V162H130ZM160 160V161H159ZM162 160V162H161ZM227 160V161H226ZM232 160V161H231ZM260 160H261V163H260ZM17 161V160H16ZM34 161V162H33ZM76 161V162H75ZM83 162V165L81 164L80 166L78 164H80L81 162ZM95 161V162H94ZM133 161V163H132ZM137 162L134 164V162ZM166 161V162H165ZM169 161V162H168ZM179 163H178V162ZM204 161V162H203ZM210 161V162H208ZM216 161V162H215ZM219 161V162H218ZM230 161V162H229ZM9 162V163H8ZM12 162H14L15 165H13V167L11 166L12 165ZM20 162V163H19ZM94 164H93V163ZM128 162L130 164H128ZM187 162V163H185ZM202 162V163H201ZM214 162V163H213ZM224 162V163H222ZM243 162H246L244 165ZM252 162V163H251ZM8 163V164H7ZM11 163V164H10ZM25 163V164H24ZM30 165L32 164V166L34 165L35 167H39L38 170L34 168H32V166L30 167ZM91 163V164H90ZM114 163V164H113ZM131 163L133 165H135V169L133 168V166L131 165ZM164 163V165L162 164ZM169 163V164H168ZM186 164V166L184 167V165ZM206 163V164H205ZM210 163V164H209ZM230 163V164H229ZM243 163V164H242ZM254 163L257 164L258 166V173L255 174V171L254 170V167H252V164L254 166ZM7 164V165H6ZM85 164V165H84ZM94 166H93V165ZM99 164V165H98ZM108 164H113V167ZM124 166H123V165ZM130 166V168H133L130 169L129 168V171L127 168L128 165ZM142 166L140 167L139 166ZM160 164V165H159ZM203 164V165H202ZM214 164V165H213ZM219 164V165H218ZM243 166H242V165ZM78 166L79 168L75 167V166ZM90 165V166H89ZM118 165V167H117ZM155 165V166H154ZM205 165V166H204ZM228 165V166H227ZM240 165L242 166V168L244 169H241V170H238V166L240 167ZM248 165V166H247ZM261 165V167H260ZM10 166V167H9ZM17 167L16 169L14 168ZM22 166V167H21ZM27 168H26V167ZM41 166V168H40ZM97 166V168H99L100 170H97L96 169L94 170L97 174L95 175V172L91 171L92 168H95ZM99 166V167H98ZM121 166V167H120ZM139 166V167H137ZM163 167L165 171H162L163 168H161L160 170V167ZM175 166V167H174ZM176 166H180V168L176 167ZM203 166V168H202ZM234 166V167H233ZM247 166V167H246ZM12 167V170L10 169ZM24 167L26 169V171L24 170ZM51 167V168H49ZM89 167V168H88ZM91 167V168H90ZM111 167V168H110ZM126 167V168H124ZM157 169H156V168ZM174 167V168H173ZM186 167L188 168V175L189 177H192V182L189 181V179L191 178H187V172H186ZM213 170H212V168ZM13 168L15 170H13ZM28 168H32L31 170H29ZM77 168V169H76ZM112 170L113 168V171L114 173H104L105 170ZM109 168V169H108ZM121 168V169H120ZM122 168H123V171H122ZM156 169V170H153ZM179 170H177V169ZM185 168V169H184ZM206 168V170H205ZM221 170H219V169ZM8 169V170H7ZM49 169V171H48ZM86 169V170H85ZM90 170V172L88 173L87 170ZM115 169V170H114ZM125 169H126V172H125ZM138 171H137V170ZM177 170V171H174V170ZM184 169V170H183ZM198 169V168H197ZM204 172H203V170ZM211 169V170H210ZM253 169V170H252ZM77 170V171H76ZM83 170V171H82ZM93 170V169H92ZM104 170V171H103ZM117 170V171H116ZM122 171V175H123V178L121 177V172ZM145 170V172H144ZM182 170V172H181ZM202 170V171H201ZM233 170V171H232ZM261 170V171H260ZM11 173V171L13 172V176L8 175L7 172ZM33 171V172H34ZM85 171L87 172V174L85 175ZM112 171V172H113ZM132 171L133 176L136 177V182L130 177L128 176L129 175V172ZM134 171V172H133ZM136 171V173H135ZM143 171V172H142ZM153 171V172H152ZM156 171V172H154ZM161 171V172H159ZM170 171L169 175L167 172ZM174 171V172H173ZM3 172H6L3 173ZM57 172V174H56ZM81 172V173H80ZM101 172V173H100ZM103 172V173H102ZM120 174H119V173ZM142 173H145L142 174L144 175V178L143 176H141ZM172 172V173H171ZM176 172V173H175ZM183 174L181 177H179L181 174ZM186 172V173H185ZM243 172V173H241ZM29 173V174H30ZM73 173V174H72ZM83 173V174H82ZM93 175H92V174ZM126 173V174H125ZM155 173V174H154ZM167 173V174H166ZM196 173V175H195ZM214 173V174H213ZM232 174L231 176H229V174ZM235 173V174H234ZM241 173V174H239ZM263 173V174H262ZM100 174L102 177H100ZM105 174V175H103ZM110 174V175H109ZM141 177H138L139 175ZM175 174H179L175 177ZM244 174V176H243ZM0 175V176H1ZM16 175V176H15ZM88 175V176H87ZM120 175V176H119ZM166 175V176H165ZM172 175V176H171ZM56 176V177H55ZM90 176V177H89ZM97 179V181L95 180L94 181V178ZM99 176V177H98ZM105 176V178H104ZM119 176V177H118ZM126 178H125V177ZM170 176V177H168ZM175 178H174V177ZM217 176V177H216ZM238 176V177H236ZM243 176V177H242ZM86 179H85V178ZM147 177V178H145ZM244 177H246V181L244 180ZM1 178V177H0ZM12 178H16L17 179V182H19L20 184L18 183H15V188H16V191L15 192H12L13 190H10V189H13L10 187V182L12 183L13 181H16V179L12 180ZM78 178V179H79ZM102 178V179H100ZM118 178H121L122 179V186L121 185V181H119V185L117 186L116 184H118L117 180H119ZM130 178V179H128ZM141 179L143 181V183H141L142 181H140L139 179ZM168 178V179H167ZM170 178V179H169ZM184 178H186L188 181H186ZM218 178V179H216ZM99 179L101 181H99ZM105 179H108L107 182L108 184L112 185L111 187L108 185V188L106 192L105 189V186H107L106 184H101V182L105 181L104 183H106V180ZM113 179V180H112ZM120 179V180H121ZM126 179V180H125ZM128 179V180H127ZM155 179V180H154ZM161 179V180H160ZM167 180V182H169L168 184H166L167 182H165L164 180ZM173 179V180H172ZM175 179V180H174ZM199 179H200V182H199ZM216 179V180H215ZM244 180V184L242 183V185L240 186L239 183H238V180ZM4 180H5V183L8 182L9 184H7V186L4 187ZM12 180V181H11ZM88 180V181H87ZM112 180V182L115 184H111L110 181ZM115 180V181H114ZM125 180V181H124ZM138 180V182H137ZM146 181V183L148 184V181H149V184L152 186V181H153V186L155 187H151L149 184H145L144 182ZM178 180V181H177ZM99 181V182H98ZM131 181L135 182V183H131ZM139 181H140V185H139ZM155 181V183H154ZM171 181H174V182H171ZM183 181L184 182V185H185V188L183 187L182 189V186L183 185ZM211 181V182H210ZM232 181V182H231ZM130 182V183H129ZM165 182V183H164ZM177 182V183H176ZM180 182V183H179ZM188 182V183H187ZM194 182V184H192ZM205 182V184H204ZM94 183V184H92ZM127 183V184H126ZM139 186H135L137 184ZM160 183L162 184H165V187H170V189L167 187V191H168V195L170 194L169 196V200L167 199H164V201L167 203L168 206H166V203L164 201L161 202V205H163V209L162 207H160V203H158V205H155L154 206L156 207H150L149 203L151 204V200L153 201L154 203V200H156V196L155 194L158 193V189H156V187H158L160 185ZM175 184V187H174V184ZM182 183V185H181ZM212 183V184H211ZM233 183V184H232ZM5 184V185H6ZM13 184V187H14V182L12 183ZM125 184H126V187L125 188ZM130 184V185H129ZM135 187H133V185ZM142 184H143V187L144 185H146L147 187H149L150 191L147 189V187L145 186V191H144V188L142 187ZM230 184V185H229ZM98 185V186H97ZM103 185L104 187H102L101 189L103 190V194L101 193L100 191V186ZM171 185L173 187H171ZM180 185V186H178ZM192 186H194L195 188L193 189ZM129 186V188H128ZM178 186V187H177ZM187 186H190L188 188H186ZM213 186V187H212ZM234 186V187H233ZM95 187V188H93ZM115 187L116 189L118 188V190H116L115 188L112 190L110 188H113ZM132 187V188H131ZM143 188V195L141 194L142 192H140L141 190L139 189H142ZM197 187V188H196ZM255 187V188H254ZM7 188V190H6ZM133 188H138V191L135 192L134 190H132ZM175 190H174V189ZM190 188V190H189ZM204 188V189H203ZM206 188V189H205ZM207 188L208 190H212V188L214 190L213 193L212 191H207ZM226 188L229 189V192L228 189L226 191ZM249 188V189H248ZM9 189V190H8ZM96 189V190H95ZM110 189V190H109ZM121 189V191H120ZM125 189V191L123 190ZM127 189V190H126ZM130 189V191H129ZM148 193H146L147 191ZM173 189V190H171ZM178 189V191L176 190ZM180 189H182L180 191ZM184 189L188 190L186 191V193L189 194H186ZM193 189V190H192ZM220 189V190H219ZM232 189V190H231ZM236 189V190H234ZM242 189V190H241ZM246 189H248L247 191L249 192L250 191V194L247 193ZM255 189V190H254ZM15 190V189H14ZM98 190V191H97ZM113 192H112V191ZM132 190V192H131ZM153 190V191H152ZM195 190H198V191H195ZM203 190H206L205 192V195L207 194H210L209 196L206 195V197L204 196L203 197V194H204V191ZM8 191L10 193H8ZM41 191V190H40ZM94 191H97L99 192V194H101V196H97V192H94ZM106 193H105V192ZM117 191V192H116ZM129 191V192H127ZM134 191V192H133ZM166 191V193H167ZM172 191V192H171ZM215 191V193H214ZM223 191V192H222ZM116 192V194L114 193ZM119 192V193H118ZM123 192V193H122ZM127 194H126V193ZM154 192V193H153ZM174 192V194L172 195V193ZM178 192V193H176ZM179 192L181 195H179ZM184 192V194H183ZM190 192L193 193L190 195ZM194 192H199L198 193H194ZM210 192V193H209ZM108 194V198H104L106 195L105 194ZM110 193V195H109ZM129 193V194H128ZM130 193H132L133 195H130ZM135 193V194H134ZM137 193V194H136ZM145 193V194H144ZM149 193H152V194H149ZM222 193V195H221ZM232 193V194H231ZM239 195V199L237 196H234V195ZM240 193V194H239ZM247 193V194H246ZM98 194V195H99ZM117 194H120V196H118ZM154 194V195H153ZM178 194V195H177ZM213 194V195H212ZM215 194H217L218 198L214 199L215 197H217ZM224 194V195H223ZM231 194V195H230ZM8 195V196H7ZM117 195V196H115ZM127 195V196H126ZM142 197H137V196H141ZM149 195V196H148ZM195 195V196H194ZM198 195H199V198H201L200 202H198V205H197V208L194 207L196 206L197 204V199H198ZM80 196V197H78ZM132 196H133V199H132ZM174 196H177V199H175L176 197ZM183 198H182V197ZM188 196V197H187ZM232 196V197H231ZM242 196V197H241ZM92 197H99V198H103V200H98L99 203L102 204L103 208H104V212L103 213V209L100 208L102 207L101 204H98L97 205V199L95 198V200L92 199ZM107 197V196H106ZM120 197V198H119ZM132 199V201L134 202L133 205L129 204V200H127L128 198ZM135 197V198H134ZM171 197V198H170ZM174 197V198H173ZM180 197V198H179ZM185 197V198H184ZM194 197H196L195 199L197 201L195 202H192V200L194 201ZM203 197V198H202ZM210 197V198H209ZM226 197V198H225ZM246 197V198H244ZM2 198V199H1ZM59 198L63 201V199H65L63 201V205H62V201L60 200L59 201ZM69 198H71L72 200L75 199V201H72L70 199V202L67 201L69 200ZM77 198V199H76ZM79 198V199H78ZM90 200V202L88 203V199ZM91 198V199H90ZM110 198V199H109ZM114 198V199H113ZM116 198V199H115ZM118 198V199H117ZM123 198V199H122ZM125 198V199H124ZM137 198V199H136ZM141 198V199H140ZM209 198V199H208ZM229 198H234L232 201H230ZM58 199V200H57ZM67 199V200H66ZM109 201H107V200ZM154 199V200H153ZM175 199V200H174ZM191 199V200H190ZM214 199V200H213ZM229 199V200H228ZM6 200V201H5ZM51 200V201H50ZM86 200V201H85ZM110 200H113L114 202L111 203ZM123 200L120 204V201ZM125 200L126 201V204H125ZM146 200H150V201H147V205H146ZM176 202H174V201ZM189 200L191 201L190 204H188ZM210 200V201H208ZM215 200L216 202L218 203H215ZM248 200V201H247ZM50 201V202H49ZM54 201V202H53ZM77 201V202H76ZM85 201V202H84ZM96 201V203H95ZM101 201V202H100ZM118 201V202H117ZM131 201V202H132ZM142 201V202H140ZM143 201L145 202V205L148 207V209L146 208V206L144 205ZM159 201V200H158ZM168 201V202H167ZM188 201V202H187ZM224 201V202H222ZM228 201V202H227ZM72 202V203H71ZM84 202V203H83ZM94 202V203H93ZM105 202H107V204L105 205ZM132 202V203H133ZM149 202V203H148ZM184 202V203H183ZM185 202H187V204H185ZM207 202V203H206ZM209 202V204H208ZM212 202V203H211ZM229 202H231L229 204ZM235 202V203H234ZM238 202V203H237ZM51 203V205H50ZM59 203V204H58ZM68 203V204H67ZM78 205H77V204ZM83 203V204H82ZM87 205H86V204ZM108 203H110L108 205ZM153 203L151 205H153ZM163 203V204H162ZM165 203V204H164ZM192 203H195L192 204ZM203 203V204H202ZM223 203V204H222ZM226 203V204H224ZM237 203V204H236ZM245 203V204H244ZM252 203V204H251ZM1 204V205H2ZM54 204L56 205L55 207L58 208L59 206V209L55 208L54 207ZM66 204V205H65ZM70 204V205H69ZM80 204V205H79ZM82 204V206H81ZM94 204V205H93ZM114 204V205H113ZM116 204H119L118 206H115ZM125 206H124V205ZM128 204V205H127ZM139 204V206H138ZM142 204H143V209L141 208L142 211H139V207H142ZM171 204V205H170ZM181 204V205H179ZM199 204H201L199 207ZM0 205V208L2 209V207H4L3 205L1 206ZM113 205V206H112ZM129 205L131 207H129ZM160 205V206H159ZM187 205V206H186ZM192 205V207L194 208H190ZM216 205V206H215ZM222 205V207H220ZM225 205V206H224ZM231 205V206H230ZM241 205V206H240ZM246 205L248 206L246 209ZM52 206L54 208H52ZM68 206V208L65 207V211H64V207ZM86 206V207H85ZM98 206V208H97ZM100 206V207H99ZM122 206V208H121ZM136 206V207H135ZM145 206V207H144ZM159 206V207H158ZM165 206V207H164ZM170 206V207H169ZM209 206H210V210H209ZM230 208H229V207ZM237 206V207H236ZM241 208V212L239 213V207ZM69 207H72L71 211H70V208ZM79 207H81V209H84L81 210ZM85 207V208H84ZM120 209H119V208ZM135 207V208H134ZM204 207V208H203ZM230 211H228V208ZM232 207V208H231ZM75 208H79L77 210H75ZM100 208V210H99ZM117 208V209H116ZM125 208V209H124ZM147 211H146V209ZM154 210H153V209ZM158 208H161L159 210H157ZM170 208V209H169ZM172 208V210H171ZM201 208V209H200ZM225 208V209H224ZM227 208V209H226ZM0 209V211H1ZM41 209V210H40ZM50 209V211L52 210H57L55 212V214H53V212L51 211V213L48 211ZM88 209V210H87ZM98 211L96 212L95 211ZM112 209V210H110ZM119 209V210H118ZM122 209V210H121ZM132 209L134 210V212L132 211ZM156 209V210H155ZM176 209V211H175ZM245 209V211H244ZM60 210V211H59ZM66 210H69V212ZM75 210V211H74ZM90 210V211H89ZM109 210V211H107ZM124 210V211H123ZM166 210V211H165ZM168 210V211H167ZM222 212L223 214L228 211L229 214L232 213V216L231 215H228V212L225 213V215L227 214L228 216L226 217L225 215L221 216L222 214L219 213ZM45 211H47L45 213ZM63 211V212H62ZM74 211V212H73ZM77 211V212H76ZM84 212V213H80V212ZM88 211V212H87ZM95 211V212H94ZM100 211V213H99ZM133 212V214L131 212ZM138 211V212H137ZM153 211V212H152ZM163 211V212H162ZM179 211V212H178ZM214 211V212H213ZM218 211V213H217ZM225 211V212H223ZM44 212V213H43ZM59 212H62V213H59V216L58 213ZM76 212V215L74 216L73 214H75ZM93 212L95 213L93 215ZM140 212L142 214V216L140 215ZM145 212V213H144ZM150 212V213H149ZM157 212V213H156ZM183 212V213H182ZM197 214H195V213ZM238 212V213H236ZM48 213V214H47ZM84 217H82V216ZM137 213V214H136ZM155 213V214H154ZM166 213V214H165ZM188 213V214H187ZM193 213L197 216L195 217L193 215ZM199 213V214H198ZM245 213V214H244ZM43 214H46L48 215L49 218H47L46 215H43ZM63 215V216H60V215ZM67 214V215H66ZM132 214V215H131ZM149 214V215H148ZM158 214V216L156 215ZM160 214V215H159ZM181 214V215H180ZM184 214V215H183ZM212 214V215H210ZM252 214V215H250ZM261 214V212L259 213ZM34 215V216H33ZM43 215V216H42ZM50 215H54L53 217L50 218ZM56 215V218H54ZM66 215V217H65ZM78 215V216H77ZM92 217H91V216ZM130 215V216H129ZM136 215V216H135ZM138 216H141V218H138ZM184 218H183V216ZM190 217H189V216ZM220 215V216H219ZM235 215V216H234ZM240 215V216H239ZM32 216V218H31ZM46 216V217H45ZM160 216V217H159ZM225 216V217H224ZM230 216V217H229ZM34 217V218H33ZM45 217V218H44ZM81 217V218H80ZM91 219H90V218ZM135 217V218H134ZM166 217V218H165ZM175 217V219L173 218ZM187 217V218H185ZM209 219H208V218ZM218 217V218H216ZM239 217V219H238ZM251 217V219L249 218ZM1 218V216H0ZM47 218V219H46ZM85 220H84V219ZM86 218L88 220H86ZM95 218V219H94ZM134 218V219H133ZM137 218V219H136ZM162 218H164L162 220ZM235 218H237L238 220H236ZM37 222H35V220ZM41 219V221H40ZM48 220L47 222L49 223H46V220ZM55 219V220H53ZM81 219L83 222H81ZM173 219V220H172ZM182 219V220H181ZM220 219H221V222H220ZM241 219H244L243 222H241L242 220ZM246 219L249 221V223L246 221ZM30 220V221H29ZM91 220V222H89ZM96 220V221H95ZM172 220V222L170 223V221ZM177 220V221H176ZM224 220V221H223ZM235 220V221H234ZM44 221V223H43ZM169 221V222H168ZM175 221V222H173ZM239 221V222H238ZM51 222V223H50ZM93 222H96V223H93ZM237 222V224H236ZM248 224H247V223ZM262 222V223H261ZM162 223V224H160ZM235 223V224H234ZM241 223V224H240ZM243 223V224H242ZM95 226H93V225ZM220 224V225H219ZM226 224V225H225ZM246 224V226H245ZM253 224V226H252ZM261 224V225H260ZM26 224V226H28ZM236 225V226H235ZM242 225V226H241ZM81 226V229H82V233H85L83 230L85 229L86 232H88L86 230V228H84V226L82 227ZM162 228H160V227ZM236 227V228H233ZM251 226V227H250ZM159 227V228H157ZM240 227V228H239ZM246 227H247V230H251L249 232H247L246 230ZM213 229V227H210ZM225 228V229H223ZM239 228V229H238ZM255 228V229H254ZM159 230V231H160ZM211 230V229H210ZM231 231V233H229ZM239 230V231H238ZM241 230V231H240ZM164 231V230H163ZM173 231V230H172ZM212 231V230H211ZM245 231V232H244ZM225 232L226 234L229 233L231 235H225ZM237 232V233H236ZM249 234V237L247 238V233ZM242 233H245L244 234V238H241L242 237ZM252 233L253 236H255V238H257V241H255L254 243V237L250 236ZM255 233V234H254ZM86 234V233H85ZM84 234V235H85ZM235 234V235H234ZM238 234V235H237ZM83 235V236H84ZM89 235V234H88ZM247 235V236H246ZM259 235V236H258ZM46 237L48 236L49 239V242H51L50 244H52V238L51 237V234H46L45 235ZM86 236V235H85ZM84 236V237H85ZM241 236V237H240ZM246 236V237H245ZM83 237V241L81 244H85L83 245V248H82V251L81 253H83L86 248H88V245H89V242H90V236H88L87 238L85 237L84 239ZM231 237V238H230ZM247 238L251 241H248ZM88 241V244H87V241ZM231 239V241H230ZM244 239V240H243ZM260 239V240H259ZM239 240V241H238ZM241 240V241H240ZM237 241L239 243H237ZM248 241V243L250 242V244L247 243V246L245 247L244 245H246V242ZM260 241V242H259ZM243 244H242V243ZM257 242V243H256ZM259 242V243H258ZM245 243V244H244ZM236 244V245H234ZM258 244H260V246H258ZM238 245V246H237ZM253 245V247H252ZM85 247V248H84ZM230 247V248H229ZM240 247V248H239ZM233 248V250H232ZM258 248H259V251H258ZM260 248H261V251L263 252V254H261V256H258V252H261L260 251ZM84 249V250H83ZM240 249V250H239ZM242 249V251H241ZM257 249V250H256ZM237 252V254L234 252ZM245 251V252H244ZM256 251V252H255ZM241 252V253H240ZM254 252V253H253ZM261 252V253H262ZM245 253V256L244 255ZM51 254V255H50ZM234 254V255H233ZM47 255V257H46ZM233 255V256H231ZM231 256V257H230ZM238 258H236V257ZM239 256V257H238ZM251 256V257H250ZM253 256V257H252ZM263 256V257H262ZM48 257H51L52 258V253H50V249H49V252L45 255H39V258L37 260V263L39 264H45V261L47 262V260H51V258L49 259ZM176 257H178L176 255ZM175 257V258H176ZM46 258V259H45ZM263 258V259H262ZM177 259V258H176ZM230 259V260H229ZM234 259V260H232ZM259 259H261V261H259ZM237 261H239L237 263ZM262 262V263H261ZM254 263V261H253Z\"/></svg>", "mask_w": 264, "mask_h": 264}, {"label": "bare ground", "instance_id": "2", "mask_svg": "<svg viewBox=\"0 0 264 264\" xmlns=\"http://www.w3.org/2000/svg\"><path fill=\"white\" fill-rule=\"evenodd\" d=\"M12 1V0H11ZM20 1V0H19ZM22 1V0H21ZM20 1V4L18 3L17 5H19V6H22V2ZM26 0H24V2H25ZM28 1V0H27ZM26 1V3H28ZM31 1V0H30ZM33 1V0H32ZM39 1V0H38ZM82 1V0H81ZM102 1H104V0H102ZM121 1H123V0H121ZM155 1V3H156V0H154ZM233 1H236V0H233ZM1 2V1H0ZM7 2V1H6ZM6 2H4L5 4H6ZM48 2H49V0H48ZM88 2V1H87ZM112 2V1H111ZM134 1L132 0V2L131 3H133ZM151 2H153V1H151ZM25 3V4H26ZM42 3V2H41ZM46 3V2H45ZM50 3V2H49ZM48 3V4H49ZM114 3V2H113ZM128 3V2H127ZM138 3V2H137ZM5 4H3V2H2V5L3 6H6ZM25 4H23L24 5V7L23 8H25ZM35 4H36V2H35ZM35 4H34V6H35ZM38 4V3H37ZM47 4V5H48ZM83 4H85V2L83 3ZM82 4V5H83ZM87 4V3H86ZM90 4H91V1H90ZM90 4H89V6H90ZM98 4V3H97ZM146 4H147V2H146ZM153 4V3H152ZM151 4V5H152ZM8 5H9V3H8ZM7 5V6H8ZM29 4H27V6H28ZM81 4L79 5V10H80V6H82ZM92 5V4H91ZM113 4L111 3V5L110 6H112ZM125 5H126V3H125ZM125 5H123V7L125 6ZM131 5V4H130ZM129 5V6H130ZM136 5V4H135ZM142 5V4H141ZM234 5H235V3H234ZM18 6V7H19ZM41 6V5H40ZM43 6V5H42ZM57 6V5H56ZM61 6V5H60ZM67 6H68V4H67ZM71 6V5H70ZM69 6V7H70ZM85 7H87L88 6V4L87 5H84ZM83 6V7H84ZM108 6V5H107ZM139 5H137V7H138ZM148 6H150V5H148ZM0 7H2V6H0ZM13 7H16L15 6V4H13ZM97 7V6H96ZM3 8V7H2ZM6 8V7H5ZM43 8V7H42ZM82 8V7H81ZM120 8H122V7H120ZM119 8V9H120ZM140 8V7H139ZM138 8V9H139ZM142 8H143V5H142ZM147 8V7H146ZM11 9V8H10ZM20 9H21V7H20ZM27 9V8H26ZM26 9H24V10H26ZM30 10H31V8H29ZM33 9V8H32ZM37 9V8H36ZM54 9V8H53ZM61 9H62V7H61ZM84 9V8H83ZM83 9L81 10V11H83ZM2 10V12L3 11H5V9L3 10V9H1ZM13 10V9H12ZM14 10H17V8H15ZM34 10L35 9H33L32 10V12L33 13H35V15L37 14L36 12H34ZM37 10H39V9H37ZM41 10V9H40ZM48 10V9H47ZM50 10V9H49ZM74 10H76V9H74ZM92 10V9H91ZM90 10V11H91ZM125 10V9H124ZM123 10V11H124ZM141 10H143V9H141ZM10 10H8L7 11V9H6V13H8ZM21 11L22 10H20V13H21ZM73 11V10H72ZM100 11V10H99ZM98 11V12H99ZM243 11V10H242ZM1 11H0V13H2ZM11 12V11H10ZM13 13H8V14H14L15 12L14 11H12ZM39 12H41V14H43V12L42 11H39ZM39 12H38V14H39ZM68 12V11H67ZM75 12H79L78 10H76ZM142 12V11H141ZM147 11H145V13H146ZM153 12V11H152ZM4 13V12H3ZM6 13H4V14H6ZM17 14H18V12H16ZM28 13V12H27ZM32 13V15H34ZM70 13V12H69ZM76 13V14H77ZM81 13V12H80ZM89 13V12H88ZM111 13V12H110ZM109 13V14H110ZM119 13H121V10H119ZM118 13V14H119ZM130 13V12H129ZM240 13H241V10H240ZM4 14H2V15H4ZM26 14V13H25ZM84 14V13H83ZM83 14H82V17H83ZM9 15V16H10ZM27 15V14H26ZM26 15H25V17H26ZM28 15H30V14H28ZM79 15V14H78ZM127 15V14H126ZM19 16V15H18ZM31 16V15H30ZM39 16V15H38ZM37 16V17H38ZM76 16V15H75ZM147 16H150V11L147 13ZM242 16H244V12H243V15ZM16 17V16H15ZM24 17V18H25ZM85 17V16H84ZM87 17V16H86ZM110 17V16H109ZM119 17H120V15H119ZM23 18V17H22ZM23 18V20H30V17H29V19L26 17V19H24ZM34 18H36V17H34ZM42 18H43V16H42ZM79 18L81 19V17L79 16ZM114 18V17H113ZM128 18V17H127ZM39 19V18H38ZM77 20H78V18H76ZM1 20V19H0ZM3 20V19H2ZM1 20V22H3V23H5L4 21H2ZM9 20V19H8ZM22 20V22H24ZM90 20V19H89ZM128 20V19H127ZM19 21H21L20 19H19ZM31 21V20H30ZM29 21V22H30ZM33 21H35L36 23H37V18H36V20H32L31 22H33ZM71 21V20H70ZM73 21V20H72ZM71 21V22H72ZM111 21H113V20H111ZM124 21H125V18H124ZM242 21V20H241ZM243 21H244V17H243ZM246 21H248V20H246ZM13 22V21H12ZM12 22H8V23H6V24H9V23H12ZM18 22V21H17ZM82 22V21H81ZM92 22V21H91ZM95 22V21H94ZM126 22V21H125ZM2 23V25L3 26H5V24H3ZM15 21H14V24L12 25V26H14L15 25ZM25 24H27V26H28V24L29 25H31L30 23H26V22H24ZM34 23V22H33ZM80 23V22H79ZM112 23V22H111ZM110 23V24H111ZM118 23V22H117ZM127 23V22H126ZM244 23H245V21H244ZM243 23V24H244ZM78 24V23H77ZM82 24V23H81ZM94 24V23H93ZM125 24V23H124ZM128 24V23H127ZM198 24V23H197ZM202 24V23H201ZM242 24V23H241ZM0 25H1V23H0ZM11 25V24H10ZM71 25V24H70ZM73 25V24H72ZM72 25H71V27H72ZM75 25H76V23H75ZM74 25V26H75ZM92 25V24H91ZM109 24H107V26H108ZM112 25V24H111ZM15 26H18V25H15ZM14 26V27H15ZM32 26V25H31ZM31 26H29V28L31 27ZM56 26V25H55ZM77 26V25H76ZM75 26V28H77ZM93 26V25H92ZM113 26V25H112ZM112 26H111V28H112ZM123 26V25H122ZM124 26H126V25H124ZM123 26V28H125ZM128 26V25H127ZM126 26V27H127ZM199 26V25H198ZM244 26V25H243ZM12 28V27H10L11 29H10V31H8L9 29H7L6 28V30L8 31V32H10V34H11V32L13 31V29H15V32H16V29H17V27H15V28ZM23 27V26H22ZM25 27V26H24ZM24 27L22 28L23 30L22 31H24ZM60 27H62V26H60ZM129 27V26H128ZM200 27H203V25H200ZM3 28V27H2ZM69 28V27H68ZM67 28V29H68ZM80 28V27H79ZM79 28H77V29H79ZM103 28V27H102ZM110 28V27H109ZM21 29V28H20ZM20 29L18 30V32L20 31ZM25 29H27V27H25ZM70 29H72V28H70ZM85 29V28H84ZM93 29H94V27H93ZM113 29H114V27H113ZM112 29V30H113ZM119 29H120V26L118 25L117 27H116V33H114L115 35L112 37V40H109L108 42L109 43H107V46L108 45H111V42H112V44L114 43V42H116L119 38H120V34H119V37H118V33H120V31H119ZM246 29V28H245ZM244 29V30H245ZM1 30V29H0ZM5 30V29H4ZM4 30L2 31L3 33H4ZM39 30H40V27H39ZM61 30V29H60ZM74 30V29H73ZM80 30V29H79ZM109 30H111V29H108V31ZM112 30L111 31H109V32H112ZM139 30V29H138ZM243 30V31H244ZM26 31V30H25ZM70 31V30H69ZM68 31V32H69ZM81 31V30H80ZM107 31V32H108ZM119 31V32H118ZM121 31H123L122 29H121ZM124 31H126V30H124ZM250 31V30H249ZM257 31V30H256ZM18 32L17 33H14V31H13V33H14V35H12L13 37L14 36H17L18 37V40H19V38H20V40H21V37H24V34H23V32H22V34H21V37H20V35L18 34ZM40 32H42V31H40ZM74 32V31H73ZM100 32V31H99ZM246 32H248V31H246ZM3 33H0L1 34V36H2V34ZM7 32H5V34H6ZM20 33V32H19ZM64 33H66V32H64ZM72 32L70 31L69 32V34H71ZM86 33H87V31H86ZM89 33V32H88ZM97 33H98V31H97ZM123 33V32H122ZM121 33V34H122ZM130 33V32H129ZM196 33V32H195ZM9 33H7V39H9L10 37L8 36V35H10ZM16 34H18V35H16ZM28 34V33H27ZM37 34V33H36ZM40 34H42V33H40ZM74 34H75V32H74ZM73 34V35H74ZM79 34H80V32H79ZM78 34V35H79ZM85 34V33H84ZM126 34V33H125ZM128 34V33H127ZM127 34H126V36H127ZM167 34V33H166ZM252 34V33H251ZM259 34V33H258ZM29 35V34H28ZM68 35V34H67ZM77 35V32H76V37L78 36ZM131 35V34H130ZM141 35V34H140ZM244 35V34H243ZM34 36V35H33ZM36 36V35H35ZM69 36V35H68ZM87 36V35H86ZM91 36L92 35H88L87 37H88V40H90L91 39ZM107 37H108V34L106 35ZM122 36H124V35H122ZM125 36V37H126ZM132 36V35H131ZM135 36V35H134ZM138 37H139V34L137 35ZM169 36V35H168ZM9 37V38H8ZM17 37L15 38V39H17ZM31 37V36H30ZM82 37V36H81ZM87 37H85L86 39H87ZM96 37V36H95ZM173 37V36H172ZM171 36H169V39L170 38H172ZM197 37V36H196ZM2 38V37H1ZM0 38V39H1ZM25 38V37H24ZM23 38V40H26L27 38H25L24 39ZM33 38V37H32ZM43 38H47V39H49L48 37H43ZM43 38L41 39V40H43ZM80 37L78 36V38H77V40L79 39ZM84 38V39H85ZM106 38V37H105ZM110 38V37H109ZM245 38V37H244ZM250 38H251V36H250ZM254 38H255V36H254ZM253 38V39H254ZM260 38V37H259ZM3 39H5V41L6 42H8L7 41V39L6 38H3ZM14 38H12V40H13ZM14 39V40H15ZM28 39H31V38H28ZM70 39H75L76 40V38H71L70 37ZM69 39V40H70ZM95 39V38H94ZM108 39V38H107ZM111 39V38H110ZM121 40L120 41H122V38H120ZM132 39V38H131ZM175 39V38H174ZM200 39H201V37H200ZM202 39H204V38H202ZM252 39V40H253ZM258 39V38H257ZM261 39V38H260ZM2 40V39H1ZM1 40H0V42H1ZM9 40H11V38L9 39ZM13 40V41H14ZM17 40V41H18ZM36 40H39V39H35V41ZM45 40V39H44ZM68 39H66V41H67ZM80 40V39H79ZM81 40L83 41V39L81 38ZM104 40H106V39H103V41H102V44H103V42H105L106 43V41H104ZM126 39L124 38V41H125ZM4 41V43H6ZM13 41H9L10 43L11 42H13ZM46 41V40H45ZM47 41H49V40H47ZM101 41H100V43H101ZM123 41V42H124ZM129 41V40H128ZM144 41L145 42H151L152 41V36L151 35H144V37H143V35L141 36V38H138L137 40H136V42H138V44H140V43H143V44H141L142 46H144V44H145V46H146V43H144ZM171 41L173 42V39H171ZM258 41V40H257ZM257 41H255V42H257ZM3 42V41H2ZM1 42V43H2ZM15 42V41H14ZM20 42V41H19ZM40 42V41H39ZM43 42V41H42ZM71 42H72V40H71ZM79 42V41H78ZM131 42V41H130ZM135 42V43H136ZM205 42V41H204ZM203 42V43H204ZM263 42V41H262ZM0 43V45H1V47L2 48H4L5 47V44H4V46L2 45ZM25 43V42H24ZM48 44H49V42H47ZM62 43V42H61ZM82 43V42H81ZM100 43H98L97 45L100 47V48H103L102 47V45L100 46ZM104 43V44H105ZM122 43V42H121ZM120 43V44H121ZM129 43V42H128ZM206 43V42H205ZM240 43V42H239ZM243 43V42H242ZM253 41H252V45H253ZM16 44V43H15ZM14 44V47L15 46H17V44L15 45ZM34 44L36 45V42H34ZM39 44H41V43H39ZM42 44H44V46H45V42L44 43H42ZM41 44V45H42ZM71 44V43H70ZM79 44V43H78ZM103 44V45H104ZM117 44V43H116ZM137 44V45H138ZM258 44H260V43H258ZM8 45V43H6V46ZM12 47H9L10 49L11 48H13V44H10ZM62 45H63V43H62ZM61 45V46H62ZM81 45V44H80ZM86 45V44H85ZM96 45V46H97ZM106 45V44H105ZM117 45H119V44H117ZM130 45H132V43L130 44ZM197 45H198V48L199 47H201V46H199V43H197ZM261 45V44H260ZM260 45H257V46H259V49H260V47H262V46H260ZM63 46H65V45H63ZM74 46H76V45H73L72 46V48L74 47ZM78 46V45H77ZM88 46V45H87ZM114 46V45H113ZM125 46V45H124ZM124 46H123V49H125L124 48ZM139 46V45H138ZM141 46V47H142ZM144 46V47H145ZM0 47V49L2 50V48ZM8 47V46H7ZM34 47V46H33ZM36 47H37V45H36ZM56 47H58V46H56ZM82 47V46H81ZM99 47L97 48V49H99ZM109 47V46H108ZM115 47V46H114ZM113 47V48H114ZM134 47H135V45H134ZM194 47V46H193ZM208 47H210V46H208ZM19 48V47H18ZM48 48V47H47ZM49 48H51V45L49 46ZM60 48V47H59ZM77 48V47H76ZM112 48V49H113ZM116 48V47H115ZM119 48V47H118ZM136 48V47H135ZM138 48V47H137ZM136 48V49H137ZM140 48V47H139ZM239 48V47H238ZM244 48V47H243ZM37 49V48H36ZM43 49V48H42ZM84 49V48H83ZM83 49H80V50H83ZM107 49V48H106ZM110 49V48H109ZM133 49V48H132ZM132 49H131V51H132ZM143 50H144V48H142ZM195 49H196V47H195ZM204 49V48H203ZM253 49V48H252ZM0 50V51H1ZM18 50V49H17ZM16 50V51H17ZM47 50V49H46ZM59 50V49H58ZM63 50V49H62ZM61 50V51H62ZM69 50H71L70 48H69ZM79 50V51H80ZM104 52H105V50H104V48L102 49ZM114 50V49H113ZM112 50V51H113ZM125 50H127V49H125ZM139 50V49H138ZM138 50H137V52H134L135 54H137L138 53ZM192 49H190V51H191ZM194 50V49H193ZM205 50V49H204ZM209 50V49H208ZM241 50V49H240ZM255 50H257L256 49V47H255ZM264 50V49H263ZM262 49H261V52L263 51ZM4 51H6V54L8 53L7 52V50H4ZM15 51V50H14ZM13 51V49H12V51L11 52H14ZM20 51V48H19V50L17 51V52H19ZM60 51V50H59ZM99 51V50H98ZM111 51V53H113ZM116 51V50H115ZM122 50H120V52H121ZM135 51V50H134ZM139 51H141V50H139ZM211 51V50H210ZM248 51V50H247ZM257 51H259V50H257ZM2 53H4L3 51H1ZM10 52V53H11ZM49 52V51H48ZM47 52V53H48ZM52 52V51H51ZM75 52V51H74ZM117 52V51H116ZM119 52V53H120ZM152 52H154V53H156L154 50L152 51ZM193 51H191V53H192ZM198 52V51H197ZM207 52V51H206ZM212 52V51H211ZM243 52V51H242ZM15 53V52H14ZM53 53V52H52ZM76 54H78L77 53V51L75 52ZM83 53V52H82ZM95 53H97L96 51H95ZM118 53V54H119ZM122 53H123V51H122ZM130 53V52H129ZM141 53V52H140ZM208 53V52H207ZM206 53V54H207ZM255 53H257L256 51H255ZM43 54V53H42ZM45 54V53H44ZM43 54V55H44ZM51 54V53H50ZM99 54V53H98ZM108 54H109V51H108ZM126 55H127V53H125ZM124 54V55H125ZM134 54V55H135ZM142 54H144V53H142ZM196 54V53H195ZM8 56H9V53L7 54ZM12 55V54H11ZM11 55L9 56V58L11 57ZM15 55V54H14ZM96 55V54H95ZM94 55V56H95ZM105 56L107 55V53H105L104 54ZM115 55V54H114ZM117 55V54H116ZM125 55V56H126ZM129 55V54H128ZM155 55V54H154ZM158 55H159V53H158ZM193 55V54H192ZM212 55V54H211ZM234 55V54H233ZM237 55V54H236ZM253 55V54H252ZM251 55V56H252ZM256 55V54H255ZM254 55V56H255ZM258 55H260V53L258 54ZM5 56V55H4ZM45 56H47V54H45ZM79 56V55H78ZM98 56V55H97ZM101 56V55H100ZM118 56V55H117ZM120 56V55H119ZM123 56V55H122ZM133 55H131V57H132ZM208 56V55H207ZM237 56H239V54L237 55ZM247 56V58H248V55H246ZM257 56V55H256ZM16 57V56H15ZM44 57V56H43ZM103 57L104 56H102V60H103ZM109 57V56H108ZM121 57V56H120ZM193 57V56H192ZM201 59H199V60H202L203 58L201 57V56H199ZM240 57V56H239ZM264 57V56H263ZM4 58V57H3ZM48 57H45V61H46V59H47ZM64 58H66V57H64ZM95 58V60H96V56L94 57ZM99 58V57H98ZM159 58V57H158ZM215 58V57H214ZM246 58V57H245ZM246 58V59H247ZM252 58V57H251ZM1 59H2V56H1ZM0 59V60H1ZM5 59V58H4ZM67 59H68V56H67ZM70 59V58H69ZM120 59V58H119ZM129 59V58H128ZM195 59H196V56H195ZM197 59H198V56H197ZM196 59V60H197ZM241 59V58H240ZM259 59V58H258ZM3 60V59H2ZM1 60V61H2ZM11 60H12V57H11ZM11 60H8L7 59V61H9V63H7V64H11ZM98 60V59H97ZM99 60H100V58H99ZM110 60V59H109ZM108 60V61H109ZM136 60H138V59H135V61ZM199 60H198V65L196 66V69H197V71H196V73L198 74V76L200 77V79H202V80H204V81H208L209 82V85H210V83H213L214 84V87L216 88L218 85H216V83L217 82H219V80H218V77H217V74L213 71V69H211L210 67H209V65L208 66H204V64H202V62H203V60H202V62H201V64L199 63ZM207 60V59H206ZM245 60V59H244ZM244 60H242V61H244ZM0 61V62H1ZM4 61H6V60H4ZM47 61H49V59L47 60ZM46 61V63H49V62H47ZM64 61H67V60H64ZM69 61V60H68ZM72 61V60H71ZM111 61H112V59H111ZM129 61H130V59H129ZM154 61L156 62V64H158L159 65V62H157L158 60H157V56L154 58ZM245 61H248V60H245ZM244 61V62H245ZM85 62V61H84ZM87 62V61H86ZM103 62V61H102ZM113 62V61H112ZM117 62V61H116ZM124 62V60L122 59V63ZM154 62V63H155ZM213 62V61H212ZM236 62H237V60H236ZM243 62V63H244ZM255 62H258V61H254V64L256 65V63ZM261 62V61H260ZM3 63H5V62H3L2 61V64ZM69 63V62H68ZM95 63V62H94ZM129 63V62H128ZM134 63V62H133ZM136 63V62H135ZM139 63V62H138ZM208 63V62H207ZM233 63V62H232ZM231 63V64H232ZM235 63V62H234ZM251 63V62H250ZM49 64H51V62L49 63ZM49 64L47 65V67L49 66ZM62 64V63H61ZM65 63H63V65H64ZM66 64H67V62H66ZM65 64V65H66ZM97 64V63H96ZM95 64V65H96ZM116 64L117 63H115V66H116ZM137 64V63H136ZM22 65V64H21ZM58 65L59 66H62V65H60V62L58 63ZM65 65H64V67H65ZM94 65V66H95ZM121 65V64H120ZM119 65V66H120ZM155 65V64H154ZM161 65V64H160ZM164 65V64H163ZM163 65H161L160 67H163ZM194 65V64H193ZM242 65V64H241ZM245 65V64H244ZM251 65H253V63H251ZM1 66V65H0ZM54 66V65H53ZM57 66V65H56ZM75 62L74 61H72V62H70L69 64H68V67H67V69H68V71H67V78H65L64 80H63V83L61 84L62 86H60L58 83H57V87H58V85L60 86V88H61V93H59L58 94V96H61L60 97V99L62 100H60L61 101V103H63L64 101H65V93H66V90H67V88H68V83H70L71 82V79H69V77H73V79H75L76 77L75 76H73L74 75V71H75ZM84 66V65H83ZM106 66V65H105ZM108 66H109V64H108ZM113 66V65H112ZM122 66V65H121ZM127 66H131V64H127ZM142 66V65H141ZM190 66H191V64H190ZM213 66V65H212ZM4 67V66H3ZM50 67V66H49ZM48 67V68H49ZM109 67H111V64H110V66ZM117 67H118V65H117ZM154 67H156V66H154ZM194 67V66H193ZM234 67H235V65H234ZM253 67V66H252ZM256 67V66H255ZM12 68V67H11ZM62 68H63V66H62ZM104 68V67H103ZM116 68V67H115ZM134 68V67H133ZM156 68H158V67H156ZM164 68L165 67H163V68H161V70L163 69V71H164ZM191 68V67H190ZM254 68V67H253ZM253 68H251V69H253ZM259 68V70H256V71H258L257 73L259 74V75H261L262 76V82H263V80H264V63L263 62H261L259 65H258V67L256 68V69H258ZM14 69V68H13ZM17 69V68H16ZM51 69V68H50ZM49 69V70H50ZM53 69L55 70V68L53 67ZM96 69H97V67H96ZM100 69V68H99ZM140 70H141V68H139ZM139 69H137L136 68V71H138ZM10 70H12V69H10ZM52 70V69H51ZM50 70V71H51ZM61 70H65L64 68L63 69H61ZM90 70V69H89ZM112 70V69H111ZM139 70V71H140ZM159 70V69H158ZM165 70H167V68H165ZM4 71H6V70H4ZM104 71H106V69H104ZM103 71V72H104ZM114 71V70H113ZM162 71V72H163ZM253 71V70H252ZM25 72V71H24ZM53 72H56V71H53ZM108 72V71H107ZM170 72V71H169ZM193 72V71H192ZM8 73H12V72H8ZM14 73H16V72H14ZM117 69H116V75H117ZM119 73L121 74V69H120V71H119ZM134 73V75H135V72H133ZM160 73V72H159ZM164 73H166L165 71H164ZM171 73V72H170ZM180 73V72H179ZM182 73V72H181ZM180 73V74H181ZM253 73H255V72H253ZM257 73H256V76H257ZM4 74V73H3ZM13 74V73H12ZM56 74H58V72L56 73ZM64 74V73H63ZM62 74V76H64ZM101 74V73H100ZM114 74V73H113ZM132 74V73H131ZM140 72L138 73V76L140 77ZM193 74H195V73H193ZM196 74V75H197ZM251 74V73H250ZM9 75V74H8ZM52 75V74H51ZM94 75H96V74H94ZM124 75V74H123ZM128 75V74H127ZM136 75H137V72H136ZM162 75H165V76H163V77H166L165 78V80H169L168 78H170V77H172V75L170 74V77H168L169 75L166 73V74H162ZM168 75V76H167ZM247 75H249V74H247ZM1 76V75H0ZM5 76V75H4ZM11 76V74L9 75V77ZM16 76V75H15ZM23 76V75H22ZM58 76V75H57ZM61 76V77H62ZM129 76V75H128ZM137 76V77H138ZM6 77V76H5ZM9 77H7V79L9 78ZM54 77H55V75H54ZM92 77H94V76H92ZM92 77H91V80H92ZM99 77V76H98ZM133 77V76H132ZM157 77V76H156ZM162 77V78H163ZM255 77V76H254ZM4 78V77H3ZM58 78H59V76H58ZM57 78V79H58ZM100 78H102V77H100ZM124 78H125V76H124ZM134 79H135V81H137V78H136V76L135 77H133ZM245 78V77H244ZM257 78V77H256ZM16 79V78H15ZM94 79H95V77H94ZM93 79V80H94ZM102 79H104V78H102ZM164 79V78H163ZM18 80H20V79H18ZM62 80V79H61ZM60 79H59V81H61ZM90 80V81H91ZM92 80V81H93ZM140 80V79H139ZM157 80H158V77H157ZM164 80V81H165ZM171 80V79H170ZM170 80L168 81V82H170ZM221 80V79H220ZM3 81V83L5 82L4 80H2L1 79V81L0 82H2ZM56 81V80H55ZM99 81V80H98ZM130 81V80H129ZM163 81V82H164ZM255 81V80H254ZM10 82H11V80H10ZM14 82V81H13ZM20 82H21V80H20ZM22 82H23V80H22ZM26 83H25V85L28 83L27 81H25ZM87 82V81H86ZM101 82V80L99 81V83ZM123 82V81H122ZM159 82H160V79H159ZM246 82H247V80H246ZM262 82H260V83H262ZM12 83V82H11ZM92 83V82H91ZM102 83V82H101ZM111 83V82H110ZM110 83H108V84H110ZM125 83V82H124ZM127 83L130 85V83L127 81ZM127 83H125V84H127ZM156 83V82H155ZM158 83V82H157ZM165 83V82H164ZM163 83V84H164ZM220 83H222V82H220ZM229 83V82H228ZM227 83V84H228ZM260 83H258L259 85H261ZM6 84V83H5ZM10 84V83H9ZM97 84V83H96ZM117 84V83H116ZM173 84H175V83H173ZM256 84V83H255ZM53 85L54 86H56V84H55V82L53 83ZM111 85H112V83H111ZM110 85V86H111ZM129 85H127V86H129ZM172 85V84H171ZM220 85H222V84H220ZM14 87V89H15V85H13ZM17 84H16V88H17ZM32 86V85H31ZM35 86V85H34ZM110 86H109V89H110ZM169 86V85H168ZM223 86V85H222ZM262 86V85H261ZM260 86V87H261ZM11 87V86H10ZM73 87V86H72ZM97 87V86H96ZM98 87H99V85H98ZM101 88H103L102 87V84H101V86H100ZM104 87H105V84H104ZM164 87V86H163ZM213 87V88H214ZM2 88V87H1ZM4 88H5V86H4ZM24 87H21V89H23ZM26 89L28 88L27 86L25 87ZM77 88V87H76ZM87 88V87H86ZM94 88V87H93ZM112 88H114V87H112ZM136 88V87H135ZM169 88H170V86H169ZM176 88H178V87H176ZM223 88V87H222ZM221 88V89H222ZM247 88L249 89V87H244L243 89H242V92H241V96H242V101H241V103H239V106L238 107H236L237 109H235L236 110V116H237V119H238V129H239V135H240V144H239V146H240V148L241 149H244V148H246V146L248 145L250 148H254V154H252V155H254V160L256 161L255 163H258V159L260 158V157H264V115H259V111H257L256 109H254L255 111H257V113H258V115L259 116H257V117H259V118H256V120H255V118H254V124L250 121V116H251V112H250V99H249V97H248V95H247ZM88 89H90V88H87V91H88ZM109 89H108V87H107V90L109 91ZM141 89V88H140ZM224 89V88H223ZM1 90V95H2V93H4V91H2V89H0ZM20 90V89H19ZM29 90H31V89H29ZM34 90V89H33ZM60 90V89H59ZM58 90V88H57V91L55 90V87H54V89H53V91L54 92H56V94H57V92L59 91ZM71 90H74V87H73V89H71ZM86 90V89H85ZM113 90V89H112ZM166 90H167V88H166ZM165 90V91H166ZM217 90H220V89H217ZM256 90V89H255ZM257 90H258V95H259V97H257V98H259L260 100H263L262 98H264V89L263 88H260V90L257 88ZM22 91H24V89L22 90ZM76 91V90H75ZM86 91V92H87ZM90 91H91V89H90ZM116 91V90H115ZM122 91V90H121ZM138 91V88H137V90L135 91L134 89H133V91H132V93L133 92H137ZM169 91H170V93H173V92H171V89H169ZM214 91V90H213ZM9 92V91H8ZM25 92V91H24ZM27 92V91H26ZM32 93L34 92V91H31ZM60 92V91H59ZM68 92H70L69 90H68ZM109 92H111V91H109ZM143 92V91H142ZM141 92V93H142ZM179 92V91H178ZM218 92V91H217ZM14 93H15V90H14ZM73 93H75L74 91H73ZM73 93H72V95H73ZM82 93V92H81ZM117 93V92H116ZM116 93H115V95H116ZM131 93V98H132V95L134 94V96H135V94L136 93H133L132 94ZM140 92L138 91V96L140 95L139 94ZM180 93H181V91H180ZM184 93V92H183ZM6 94V93H5ZM15 94H17V93H15ZM20 94V93H19ZM27 94V93H26ZM67 94H70V93H67ZM89 94V93H88ZM94 94V93H93ZM185 94V93H184ZM210 94H211V92H210ZM7 95V94H6ZM10 95V94H9ZM12 95V94H11ZM22 95V94H21ZM21 95L19 96L20 97V99H21ZM51 95H52V93H51ZM80 95V94H79ZM85 95H86V93H85ZM91 95V94H90ZM104 95V96H103ZM102 96L103 97H105V94H103ZM118 95V94H117ZM127 95V94H126ZM137 95V94H136ZM173 95H175L174 93H173ZM178 95V94H177ZM220 95V94H219ZM226 95V94H225ZM257 95V96H258ZM57 96V95H56ZM74 96V95H73ZM109 96V95H108ZM125 96V95H124ZM180 96V95H179ZM178 96V97H179ZM183 96V94L181 95V97ZM227 96V95H226ZM232 96V95H231ZM3 97V96H2ZM7 97V96H6ZM14 97V96H13ZM84 97V96H83ZM86 97V96H85ZM84 97V99H86ZM89 97V96H88ZM96 97V96H95ZM97 97H99L98 96V94H97ZM112 97H115L114 95H112ZM118 97V96H117ZM140 97V96H139ZM139 97H137V98H139ZM181 97H179V98H181ZM184 97V96H183ZM229 97V96H228ZM15 98V97H14ZM16 98H17V96H16ZM72 98V97H71ZM92 98V97H91ZM106 98V97H105ZM119 98V97H118ZM128 98V97H127ZM127 98H126V100H127ZM193 98V97H192ZM227 98V97H226ZM5 99V98H4ZM9 99V98H8ZM54 99H55V97H54ZM67 100H69V98H66ZM93 99H94V97H93ZM99 99H101L100 97L98 98V99H96V102L97 101H99ZM104 99V98H103ZM141 99V98H140ZM142 99H144V98H142ZM183 99V98H182ZM255 99V98H254ZM2 100V99H1ZM7 100V99H6ZM5 100V101H6ZM13 100V99H12ZM22 100V99H21ZM24 100H25V98H24ZM30 100V102H31V99H29ZM29 100H28V103H29ZM33 100H35V99H33ZM32 100V101H33ZM116 100H118V99H116ZM126 100H124V101H126ZM180 100L181 99H179V101L178 102H180ZM256 101H255V103H257V99H255ZM8 101V103H10V105H13L14 106V104L12 103L11 104V102H10V99L9 100H7ZM20 101V100H19ZM53 101V100H52ZM51 101V102H52ZM89 98H88V100H87V102L89 103ZM92 101V100H91ZM120 101V100H119ZM123 101V102H124ZM132 101V100H131ZM136 101H137V99H136ZM143 101V100H142ZM189 101V100H188ZM203 101H204V99H203ZM231 101V100H230ZM233 101H234V99H233ZM254 101V100H253ZM259 101V100H258ZM4 102V101H3ZM3 102L2 103H0V104H3ZM16 102V101H15ZM18 102V101H17ZM22 102H24V101H22ZM54 102V101H53ZM52 102V103H53ZM59 102V101H58ZM106 102V101H105ZM111 102V101H110ZM118 102V101H117ZM128 102V101H127ZM175 101H173V103H174ZM177 102V103H178ZM181 102H183V100L181 101ZM186 102V101H185ZM192 102V101H191ZM197 102H201V101H199V99H198V101ZM196 102V103H197ZM207 102V101H206ZM264 102V101H263ZM263 102H261V103H263ZM25 103V102H24ZM57 103V102H56ZM55 103V104H56ZM60 103V104H61ZM103 103H104V100H103ZM112 104H113V102H111ZM118 103H120V102H118ZM140 103V102H139ZM193 103H195V101H193ZM204 103V102H203ZM208 103V102H207ZM258 103H260V101L258 102ZM4 104H5V102H4ZM3 104V105H4ZM7 104V103H6ZM5 104V105H6ZM17 104V103H16ZM18 104H20V102H18ZM17 104V105H18ZM22 104V103H21ZM30 104V103H29ZM31 104H33V105H31V107L32 108H34L35 109V107H33L34 106V104L35 103H31ZM67 104V103H66ZM69 104H71V103H69ZM86 104V102L83 104V105H85ZM91 104V103H90ZM98 104V103H97ZM99 104H100V101H99ZM99 104L98 105H96V107H98L99 108ZM121 104V103H120ZM136 104V103H135ZM182 104V103H181ZM217 104V103H216ZM223 104V103H222ZM228 104V103H227ZM231 104V103H230ZM232 104H233V102H232ZM231 104V105H232ZM9 104H7L6 106H7V110H8V108L10 107V105L8 106ZM51 105V104H50ZM53 105V104H52ZM57 105V104H56ZM86 105H89V104H86ZM85 105V106H86ZM93 105V104H92ZM116 105V102H115V104H114V106ZM121 105H123V104H121ZM126 105V104H125ZM134 105V104H133ZM138 105V104H137ZM143 105V104H142ZM183 105H184V102H183ZM183 105H180V106H183ZM192 105V104H191ZM196 105V104H195ZM198 105H200V103H198ZM235 105V104H234ZM252 105V104H251ZM260 105V104H259ZM29 106V105H28ZM36 106V105H35ZM90 106V105H89ZM117 106V105H116ZM127 106V105H126ZM179 106V105H178ZM194 106V105H193ZM193 106H191L190 107V109L188 110V113H185V114H187V115H189L191 118H189L188 120L190 121V119L191 120H193V121H196V123L195 122H192V123H194V124H197V117H198V114L196 113V111H195V109H196V107L197 106H195V109H194V107ZM209 106H210V104H209ZM214 106H215V104H214ZM264 106V105H263ZM17 107V106H16ZM15 107V108H16ZM22 107H23V105H22ZM26 107H27V105H26ZM47 107V106H46ZM48 107L50 108V106L48 105ZM60 106H58V108H59ZM110 107H112V106H110V104H109V108ZM118 107V106H117ZM117 107H116V109H117ZM123 107V106H122ZM121 107V109H123ZM207 107V106H206ZM211 107V106H210ZM231 107V106H230ZM11 108H12V106H11ZM54 109L55 110V106L53 107V106H51V109ZM92 108V107H91ZM95 108V107H94ZM97 108V109H98ZM106 108H107V104H106ZM105 108V109H106ZM119 108V107H118ZM135 108H137V107H134V109ZM201 108V107H200ZM209 108V107H208ZM212 108V107H211ZM223 108V107H222ZM1 109V108H0ZM14 109V108H13ZM25 108L23 107V110L22 109H18V110H22L23 112H24V114H25V110H24ZM29 109V108H28ZM37 109V108H36ZM43 109V108H42ZM57 109V108H56ZM89 109V108H88ZM96 109V111H98ZM102 109V108H101ZM116 109H113V110H116ZM228 109V108H227ZM1 110H3V109H1ZM38 110H39V108H38ZM53 110V111H54ZM61 110H64L65 112H66V115H67V112H68V115H70V107H68V105L65 107H61V108H59V111H61ZM84 110H85V107H84ZM90 110V109H89ZM102 110H104V109H102ZM125 110V109H124ZM187 110V109H186ZM215 109L214 108H212V111H214ZM233 110H234V108H233ZM233 110H231V112L232 113H234L233 112ZM234 110V111H235ZM9 111L11 112V110L9 109ZM9 111H7V113L9 112ZM31 110L29 109V112H30ZM43 111H46V110H43ZM49 111V110H48ZM56 111V110H55ZM94 111V110H93ZM95 111V112H96ZM105 111L106 110H104V113H105ZM121 111H123V110H121ZM136 111H138V108L136 109ZM211 110L209 111V109H207V108H205V106L204 107H202V112H203V114H205V116L206 115H208L209 117H210V115L209 114H214V112H212ZM217 111V110H216ZM224 111V110H223ZM251 111H252V109H251ZM261 111V110H260ZM9 112V113H10ZM15 112V111H14ZM14 112H12V113H14ZM19 112V111H18ZM23 112H21V113H19V115L20 114H22ZM34 112H36V111H34ZM39 112V111H38ZM57 112H58V110H57ZM85 112V114L88 112L89 113V111L87 110H85L84 111ZM94 112V113H95ZM115 112V111H114ZM198 112V111H197ZM201 112V113H202ZM212 112V113H211ZM253 112V111H252ZM7 113H6V115H7ZM44 112H42V114H43ZM50 113H52V111L50 112L49 111V113L48 114H50ZM90 113L92 114V116H94L93 115V112H91L90 111ZM103 113V114H104ZM120 113V112H119ZM217 113V112H216ZM221 113V112H220ZM264 113V112H263ZM16 114V113H15ZM29 114H32V112L31 113H29ZM34 115H36L35 113H33ZM47 114V113H46ZM84 114V115H85ZM90 114V115H91ZM95 114H97V112L95 113ZM102 114V115H103ZM108 114H110V112L108 113ZM114 114V113H113ZM112 114V115H113ZM124 114V113H123ZM128 114V113H127ZM134 115V117H135V113H133ZM138 114V113H137ZM184 114V113H183ZM89 115V114H88ZM90 115H89V121L90 122H93L94 123V121H91V120H94L92 117H91V120H90ZM101 115V116H102ZM105 115V114H104ZM107 115V114H106ZM115 115V114H114ZM130 115L131 114H129V117H130ZM140 115H142V114H140ZM234 115H235V113H234ZM3 116H5V115H3ZM13 116H15V115H13ZM12 116V117H13ZM24 116V115H23ZM23 116H21L20 115V119H22V121L24 122V119H23ZM53 117H55V120H59V118H61V116H62V114L60 113H57L56 114V116H54V115H52ZM96 116V115H95ZM119 116V115H118ZM123 115H121L120 117H122ZM133 116H131L132 117V119L134 118ZM137 116V115H136ZM186 116V115H185ZM218 116V115H217ZM231 116H233V115H231ZM253 116V115H252ZM256 116H254V117H256ZM32 117V116H31ZM37 117L39 118V121L40 122H42V120H45V119H41V116H38V114H37ZM49 118L51 117V115H49L48 116ZM52 117V118H53ZM87 117L84 119V121L87 119ZM103 117V116H102ZM128 117V118H129ZM213 118L215 117V116H212ZM2 117L0 116V119H1ZM27 118V117H26ZM45 118V117H44ZM47 118V117H46ZM51 118V119H52ZM99 118V117H98ZM124 118V117H123ZM123 118H121V120L123 119ZM127 118V119H128ZM216 118V117H215ZM15 119H17V118H15ZM31 119V118H30ZM62 119H64V118H62ZM67 119V118H66ZM64 120V122L66 121L67 122V120ZM97 119V118H96ZM104 120H108V119H106L105 117L103 118ZM125 119H126V117H125ZM126 119V120H127ZM135 119V118H134ZM142 119V118H141ZM186 119H187V117H186ZM202 119V121H204V120H207V118L205 117V119H203V118H201ZM232 119V118H231ZM13 120V119H12ZM26 120H29L28 118L26 119ZM36 120H38L37 118L34 120L35 121V125L37 124V123H39L38 121H37V123H36ZM53 120H54V118L52 119V122H53ZM126 120H123L124 122L126 121ZM129 120V119H128ZM215 120H217V119H215ZM233 120H234V118H233ZM2 121V120H1ZM19 121V120H18ZM21 121V120H20ZM22 121H21V124H24V123H22ZM62 121V120H61ZM109 121V120H108ZM130 122H131V120H129ZM129 121L127 122V125L129 124ZM135 121V120H134ZM138 121V120H137ZM139 121H141V120H139ZM209 121V120H208ZM218 121H220L219 120V118H218ZM253 121V120H252ZM13 122V121H12ZM31 121H29L28 123H30ZM44 122V121H43ZM50 123H52L51 121H49ZM89 122V123H90ZM99 122H101V121H99ZM110 122H111V120H110ZM118 122H119V118H118ZM121 122V121H120ZM200 122V121H199ZM14 123V122H13ZM16 123V122H15ZM55 123L56 124H58L59 125V123H57L56 121H55ZM87 123V122H86ZM92 123V124H93ZM107 123V122H106ZM117 123V121H115V123L114 124H116ZM136 123V122H135ZM192 123H189L190 124V126H191V124ZM201 123H203V122H201ZM205 123V122H204ZM235 123H237V122H235ZM17 124V123H16ZM19 125H20V122L18 123ZM31 124V123H30ZM41 124V123H40ZM46 125H48L47 123H45ZM95 124V123H94ZM99 124V123H98ZM103 124V123H102ZM105 124V123H104ZM109 124V123H108ZM111 124H112V122H111ZM110 124V126L112 127V125ZM1 125V124H0ZM8 125V124H7ZM11 125H12V123H11ZM10 125V126H11ZM34 125V124H33ZM33 125H32V131L34 130L33 129ZM43 126H44V124H42ZM53 125V124H52ZM61 125V124H60ZM59 125V126H60ZM90 125H91V123H90ZM135 125V124H134ZM137 125V124H136ZM135 125V126H136ZM206 125V124H205ZM220 125L222 126V124H221V122H220ZM234 125V124H233ZM236 125V124H235ZM235 125L233 126V127H235ZM9 126V125H8ZM22 126V125H21ZM30 125L28 124V127H29ZM48 126H50V125H48ZM55 126V125H54ZM95 126V125H94ZM97 126V125H96ZM104 125H102V127H103ZM109 126V125H108ZM108 126H107V128H108ZM131 126V125H130ZM192 126H193V124H192ZM194 126H196V125H194ZM198 126V125H197ZM201 126V125H200ZM12 127V126H11ZM24 127V126H23ZM22 127V128H23ZM37 127V126H36ZM41 127V126H40ZM61 127V126H60ZM100 127V126H99ZM126 127L127 126H125V130H126ZM202 127V126H201ZM212 127V126H211ZM216 127H219V125H216ZM229 127V126H228ZM227 127V128H228ZM231 127V126H230ZM26 128H27V126H26ZM25 128V129H26ZM31 127H29V129H30ZM57 128V127H56ZM85 128V127H84ZM90 128V127H89ZM101 128V127H100ZM100 128H98V129H100ZM113 128V127H112ZM111 128V129H112ZM130 128V127H129ZM127 129L128 131L131 129H133L132 127L130 128V129ZM224 128V127H223ZM15 129L17 130V128L15 127ZM21 129V128H20ZM28 129V128H27ZM28 129V130H29ZM37 129H42V127L41 128H39V126L37 127ZM44 130H45V128H43ZM53 129V128H52ZM52 129H51V131H52ZM93 129V128H92ZM121 129V128H120ZM135 129V128H134ZM139 129V128H138ZM212 129H213V127H212ZM236 129H237V127H236ZM7 130V129H6ZM18 130H19V128H18ZM17 130V131H18ZM28 130H26V132L28 131ZM47 130V129H46ZM49 130H50V128H49ZM87 129H85V131H86ZM89 130V129H88ZM94 130V129H93ZM95 130H97V128L95 129ZM107 130V129H106ZM116 131H117V129H115ZM124 130V129H123ZM127 130H126V133H127ZM143 130V129H142ZM228 130H229V128H228ZM232 130V129H231ZM9 131H12V130H9ZM21 131H24L23 129L21 130ZM30 132H31V129L29 130ZM40 131H42V130H40ZM50 131V132H51ZM55 131V130H54ZM54 131H52V132H54ZM85 131H83V132H85ZM100 131V130H99ZM104 131H105V129H104ZM108 131H109V129H108ZM136 131H137V129H136ZM135 131V132H136ZM210 131V130H209ZM233 131V130H232ZM231 131V132H232ZM0 132H1V130H0ZM4 132L6 133V131L4 130ZM13 132V131H12ZM25 132V131H24ZM29 132V134H30V138L32 137L31 136V133H33V132H31L30 133ZM43 132V131H42ZM50 132H48L49 134H50ZM60 132V131H59ZM82 132V134H84ZM98 132V131H97ZM107 132V131H106ZM122 133V130H120L119 131V133ZM125 132V131H124ZM133 132V131H132ZM144 132V131H143ZM198 132V131H197ZM203 131H201V133H202ZM204 132H208V131H204ZM211 132V131H210ZM214 132V131H213ZM213 132H212V134H213ZM234 132V131H233ZM4 133V134H5ZM14 133V132H13ZM44 133V132H43ZM47 132L45 131V134H46ZM56 133H58V132H56ZM55 132H54V135L56 134ZM90 133V132H89ZM104 133V132H103ZM103 133H101V134H103ZM113 133H115V131L113 130ZM128 133H130V131L128 132ZM199 133H200V131H199ZM236 133V132H235ZM21 135L22 134V132L20 133L19 132V134H18V132H16L15 133V135ZM38 134H39V132H38ZM44 134V135H45ZM59 134H61V133H59ZM59 134H58V137H59ZM92 134V133H91ZM94 134H95V132H94ZM94 134H92V137L94 136ZM97 134V133H96ZM95 134V137L97 136ZM100 134V133H99ZM110 133H108V135H109ZM122 134H124V133H122ZM121 134V135H122ZM135 134V133H134ZM205 134V133H204ZM208 134H210L209 132H208ZM218 134V133H217ZM231 134V133H230ZM233 134V133H232ZM15 135H13L14 137H13V140H14V138H15ZM16 135V136H17ZM23 135V134H22ZM42 135V134H41ZM43 135V136H44ZM52 135H53V133H52ZM53 135V136H54ZM113 135V134H112ZM115 135V134H114ZM118 136L117 137H119V134H117ZM126 134H124L123 136H124V138L126 137L125 136ZM129 136H132V133H130V134H128ZM200 135V134H199ZM234 135V134H233ZM254 135V140H252V136ZM4 136H6V134L4 135ZM8 137H9V135H7ZM34 136V135H33ZM36 136V135H35ZM33 137V140L36 138V137ZM43 136H41V138H39V139H42V141H43V138L44 139H46L45 138V136L43 137ZM50 136H51V134H50ZM49 136V137H50ZM52 136V137H53ZM76 136V135H75ZM100 136V135H99ZM98 136V137H99ZM107 136V135H106ZM135 135H133L132 137L133 138H136V137H134ZM141 136H143L142 134H141ZM202 136V135H201ZM217 136V135H216ZM215 136V137H216ZM235 136V135H234ZM23 136H21V138H22ZM43 137V138H42ZM57 137V138H58ZM61 137H62V135H61ZM72 137V136H71ZM81 137H82V139L83 138H86V137H83L82 135H81ZM95 137H93L94 139H95ZM108 137V136H107ZM109 137H111V136H109ZM137 137H138V135H137ZM200 137V136H199ZM210 137V136H209ZM224 137V136H223ZM17 138H20L19 136H17ZM17 138H15L17 141H18V139ZM21 138H20V140H21ZM30 138L28 139V140H26L27 141V143H28V141L30 140ZM74 138V137H73ZM76 138V137H75ZM119 138H121V137H119ZM123 138V139H124ZM127 139H130L129 137H126ZM139 139H140V137H138ZM196 138V137H195ZM201 138V137H200ZM200 138H199V140H200ZM27 139V138H26ZM38 139V140H39ZM52 139V138H51ZM88 139V138H87ZM100 139V138H99ZM123 139H121V140H123ZM191 139V138H190ZM217 139H219V137L217 138ZM216 139V140H217ZM221 139V138H220ZM229 139V138H228ZM1 140H7L8 141V139L6 138H2ZM11 140V139H10ZM19 140V141H20ZM33 140H31V141H33ZM48 140V139H47ZM45 141V145L47 144V142L48 141ZM53 140V139H52ZM56 140V139H55ZM54 140V141H55ZM63 140V139H62ZM75 140V139H74ZM91 140H93V139H91ZM116 140H118V138L116 139ZM132 141H134L133 139H131ZM191 140H193L192 142H191V145H193L192 143H194V147H195V143H196V139H195V142H194V139L192 138ZM207 140V139H206ZM234 140V139H233ZM3 141V142H4ZM12 141V140H11ZM42 141H41V143H42ZM87 141V140H86ZM85 141V142H86ZM89 141V140H88ZM87 141V142H88ZM100 141V140H99ZM98 141V142H99ZM124 141H126L127 142V140L125 139ZM123 141V142H124ZM208 141V140H207ZM22 142V140L20 141V143ZM30 142V141H29ZM35 142H37L36 141V139L34 140V142H32V144H34V145H32L31 143V145L29 146L30 148H32V146L34 147L35 145H37V146H39L38 144L40 143H35ZM44 142V141H43ZM56 142H57V140H56ZM61 142V141H60ZM86 142V143H87ZM92 141H90V143H91ZM101 142V141H100ZM125 142V143H126ZM216 142V141H215ZM218 142V141H217ZM6 143V142H5ZM4 143V144H5ZM15 143H17V144H19L18 142H15ZM40 143V149H41V152L40 153H42V150L44 149V150H46V148H48V146L47 147H44L42 144ZM49 143V142H48ZM54 143V142H53ZM58 143V142H57ZM80 143H82V141L80 142ZM78 144V145H80V147H81V149H82V147H83V152L81 151V149H79L78 148V150H77V147H78V145H76V147H75V152H77V151H79L78 153H81V154H83L84 153V147H85V143L82 145V144ZM90 143H88V145H91ZM198 143V142H197ZM206 143V142H205ZM219 143V142H218ZM228 143H229V141H228ZM6 144H8V143H6ZM12 144H14V143H12ZM16 144V145H17ZM50 144V143H49ZM94 144V143H93ZM92 144V145H93ZM98 144L99 143H97V144H94V146H98ZM202 144H203V142H202ZM216 144V143H215ZM222 144H223V146H224V141L222 142ZM250 144V145H249ZM3 145V144H2ZM9 145H10V143H9ZM9 145L7 146L8 148L7 149H9ZM15 145V149H13V150H19V151H21V149H22V147H21V149H20V147H18L19 145H17L16 146ZM52 145V144H51ZM82 145V146H81ZM127 145H128V143H127ZM126 145V146H127ZM186 145H188V144H186ZM185 145V146H186ZM201 145V144H200ZM209 145H211V144H209ZM208 145V146H209ZM213 145V144H212ZM229 146H231L230 144H228ZM227 145V146H228ZM12 146V145H11ZM21 146V145H20ZM27 146V145H26ZM27 146V147H28ZM55 146V145H54ZM94 146H91V147H93L94 148ZM111 145L109 144V146L108 147H110ZM122 146V145H121ZM234 146V145H233ZM3 147H5V146H3ZM16 147H18V148H16ZM36 147V146H35ZM43 147V148H42ZM50 147V149H51V146H49ZM57 147V146H56ZM62 147V146H61ZM90 147V148H91ZM105 147V146H104ZM187 147V146H186ZM201 147V146H200ZM211 147V146H210ZM12 148V147H11ZM13 148H14V146H13ZM95 148H97V150L99 149V147H95ZM115 148H117L116 146H115ZM127 148H129V145H128V147ZM189 148V147H188ZM193 148V147H192ZM196 148V147H195ZM204 148V147H203ZM228 148V147H227ZM25 149H28V148H25ZM194 149V148H193ZM192 149V150H193ZM206 149H208L209 150V148H206ZM219 149V148H218ZM217 149V150H218ZM225 149V148H224ZM223 149V150H224ZM230 149H232V148H230ZM229 148H228V151L230 150ZM247 149V148H246ZM4 150V149H3ZM13 150H11V154L14 152ZM29 150H31L32 151V149H29ZM35 150H36V148H35ZM35 150H33V151H35ZM43 150V151H44ZM127 150V149H126ZM129 150H130V148H129ZM186 150H188L187 148H186ZM212 150V149H211ZM216 150V149H215ZM234 150V149H233ZM10 150H8L7 152H9ZM13 151V152H12ZM26 151V150H25ZM49 151V150H48ZM81 151V152H80ZM90 151V150H89ZM92 151H93V149H92ZM107 151H108V149H107ZM112 151V150H111ZM111 151H110V153H111ZM115 151H116V149H115ZM119 151H121V150H119ZM118 151V152H119ZM183 151V150H182ZM200 151V150H199ZM198 151V152H199ZM204 150H202V152H203ZM210 151V150H209ZM208 151V152H209ZM237 151V150H236ZM235 151V152H236ZM2 152V151H1ZM4 152V151H3ZM1 153V156H0V160H1V158L5 155L4 153ZM6 152V151H5ZM7 152H6V154H7ZM106 152V151H105ZM109 152V151H108ZM117 151H116V154L118 153ZM132 152V151H131ZM163 152V151H162ZM207 152V153H208ZM226 152H227V150H226ZM234 152V153H235ZM16 153V152H15ZM17 153H19L18 151H17ZM26 153V152H25ZM44 153H45V151H44ZM87 153V155L89 154V153H91V152H89L88 153V151L86 152ZM86 153H84L83 155H85ZM123 153V152H122ZM121 153V154H122ZM126 153V152H125ZM200 153H201V151H200ZM216 153V152H215ZM215 153H213V155L215 154ZM229 154H230V152H228ZM233 153V152H232ZM231 153V154H232ZM233 153V154H234ZM239 153H240V151H239ZM242 153V152H241ZM253 153V152H252ZM2 154H4L3 156H2ZM20 154V153H19ZM28 154V153H27ZM33 154V153H32ZM75 155H76V153H74ZM112 154V153H111ZM115 154V155H116ZM124 154V153H123ZM159 154V153H158ZM163 154V153H162ZM162 154H160V156L162 155ZM188 154H190V153H187L186 155H185V157L188 155ZM206 153H204L203 155H205ZM218 154H219V151H218ZM221 154H223V153H221ZM244 155V157H245V155H246V152H244L243 153ZM12 155H15V154H12ZM29 156H31L30 154H28ZM38 155V154H37ZM44 155V154H43ZM118 155H120V154H118ZM126 155V154H125ZM124 155V156H125ZM167 155V154H166ZM191 156H189V157H187V162L189 163V165L191 166V168L195 171V172H197L198 170H199V166H198V161H199V159H198V157L197 156H194V155H192V154H190ZM203 155H201L200 156V158H203L204 156ZM216 155V154H215ZM235 155V154H234ZM7 155H5V157H6ZM9 156V155H8ZM11 156V155H10ZM16 157L18 156V154H16L15 155ZM35 156V155H34ZM42 156V155H41ZM77 156V155H76ZM78 156H79V154H78ZM77 156V158L76 157H74V159H76V161H77V159H79V157ZM82 156V155H81ZM94 156V155H93ZM107 156H110V155H106V157ZM112 156V155H111ZM127 157H122L121 155L119 156V158L118 159H120L121 157L122 158H125L124 159V161L126 160V158H127V160H129L128 158H129V156L128 155H126ZM179 156L180 157H178V158H181V155L179 154ZM206 156H207V154H206ZM224 156V155H223ZM225 156H227V155H225ZM233 155H231V157H232ZM242 156V158H244ZM12 157V156H11ZM10 157V158H11ZM19 158H20V156H18ZM18 157H17V159L15 158V157H12V158H14V159H16L15 161H14V159H12L14 162H15V164H16V162H18ZM25 157H27V156H25ZM32 157V156H31ZM46 157V156H45ZM82 157H84V156H82ZM85 157H86V155H85ZM99 157V156H98ZM104 157H105V155H104ZM105 157V158H106ZM116 157V156H115ZM207 157H209V156H207ZM214 157V156H213ZM212 157V158H213ZM228 157V156H227ZM230 157V158H231ZM240 157V156H239ZM4 158V157H3ZM2 158V159H3ZM8 157H6V159H7ZM38 159H39V157H37ZM42 158H44V157H42ZM89 158V157H88ZM121 158V159H122ZM158 158L159 159H161L162 157H159L158 156ZM166 158V157H165ZM176 158V157H175ZM177 158V159H178ZM221 158V157H220ZM27 159H29V158H26L25 160H27ZM38 159H36L37 161H33L34 163H35V165L37 166V164H36V162H38ZM40 159H41V157H40ZM74 159H73V161H74ZM84 159V158H83ZM109 158H107V160H108ZM111 159H113V158H111ZM162 159H164V155H163V158ZM171 158H169V160H170ZM172 159H174V157H172ZM170 160V166H171V162L173 161L174 162V160ZM204 159H206V157H204ZM214 159H215V157H214ZM222 159V158H221ZM221 159H219L218 158V160H221ZM245 159H246V157H245ZM257 159V160H256ZM261 159V158H260ZM8 160V159H7ZM81 160V159H80ZM93 160V159H92ZM133 160V159H132ZM176 160V159H175ZM203 160V159H202ZM207 160V159H206ZM242 160V159H241ZM248 160V159H247ZM262 160H264V158L262 159ZM3 161V160H2ZM5 162H6V160H4ZM3 161V162H4ZM11 161V160H10ZM41 161V160H40ZM75 161V162H76ZM109 161H111L110 159L108 160V162ZM119 161V160H118ZM117 160H116V162H118ZM160 161V160H159ZM227 161V160H226ZM232 161V160H231ZM249 161V160H248ZM3 162H1V163H3ZM4 162V163H5ZM14 162H12V167H13V165H15L14 164ZM81 162V161H80ZM95 162V161H94ZM130 162H131V160H130ZM161 162H162V160H161ZM166 162V161H165ZM178 162V161H177ZM187 162H185V163H187ZM204 162V161H203ZM208 162H210V161H208ZM216 162V161H215ZM219 162V161H218ZM230 162V161H229ZM0 163V164H1ZM3 163V164H4ZM9 163V162H8ZM7 163V164H8ZM20 163V162H19ZM93 163V162H92ZM119 163H120V161H119ZM132 163H133V161H132ZM131 163V165L133 166V168L135 169V165H133ZM135 163H137L136 161L134 162V164ZM168 163V164H169ZM179 163V162H178ZM184 163V164H185ZM202 163V162H201ZM214 163V162H213ZM222 163H224V162H222ZM244 163V165H246L245 163L246 162H243ZM242 163V164H243ZM252 163V162H251ZM254 163V166H253V164H252V167H254V170L253 171H255V174L256 173H258L257 171L259 170L258 169V166H257V164H255ZM260 163H261V160H260ZM3 164H1V166L3 165ZM6 164V165H7ZM11 164V163H10ZM25 164V163H24ZM27 164H29V163H27ZM41 164V163H40ZM39 164V162H38V166L40 165ZM83 165V162H81L80 164H78L79 166L80 165ZM91 164V163H90ZM94 164V163H93ZM92 164V165H93ZM114 164V163H113ZM113 164L111 165V164H108L109 166L111 165L112 167H113ZM128 164H130L129 162H128ZM127 164V165H128ZM162 164V163H161ZM206 164V163H205ZM210 164V163H209ZM230 164V163H229ZM241 164V165H242ZM5 165V164H4ZM19 165V164H18ZM17 164L15 165V166H18ZM85 165V164H84ZM99 165V164H98ZM123 165V164H122ZM160 165V164H159ZM162 165H164V163L162 164ZM172 165H174V164H172ZM203 165V164H202ZM214 165V164H213ZM219 165V164H218ZM240 165V167L238 166V170H241V169H243L242 168V166ZM263 166H264V164H262ZM0 166V167H1ZM14 166V168L16 169L17 167H15ZM29 166L31 167L32 166V164L30 165L29 164ZM90 166V165H89ZM94 166V165H93ZM124 166V165H123ZM139 166H140V164H139ZM139 166H137V167H139ZM155 166V165H154ZM165 166V165H164ZM186 166V164L184 165V167ZM205 166V165H204ZM228 166V165H227ZM248 166V165H247ZM246 166V167H247ZM2 167H8V166H2ZM1 167V168H2ZM10 167V166H9ZM12 167L10 168L11 170H12ZM22 167V166H21ZM26 167V166H25ZM25 167H24V170L26 171V169H25ZM35 166L33 165L32 166V168H34ZM75 167H77V168H79L77 165L75 166ZM99 167V166H98ZM117 167H118V165H117ZM121 167V166H120ZM140 167H142V166H140ZM175 167V166H174ZM173 167V168H174ZM177 168L179 167L180 168V166H176ZM234 167V166H233ZM260 167H261V165H260ZM13 168V170H15ZM18 168L21 170V168L18 166ZM27 168V167H26ZM31 168V169H32ZM37 168V169H36ZM40 168H41V166H40ZM49 168H51V167H49ZM76 168V169H77ZM81 168V167H80ZM79 168V169H80ZM89 168V167H88ZM91 168V167H90ZM111 168V167H110ZM124 168H126V167H124ZM129 168H130V166L128 165L127 166V168L126 169H128V171H129ZM133 168H130V169H132L133 170ZM156 168V167H155ZM161 168H163L162 166L160 167V170H161ZM176 168V169H177ZM198 168V169H197ZM202 168H203V166H202ZM212 168V167H211ZM264 168V167H263ZM29 170H31L30 168H28ZM35 169L36 170H38L39 169V167H35ZM93 169V170H92ZM91 169V171H93V172H95L94 170L96 169V171L97 170H100L99 168H97V166L95 167V168H92ZM109 169V168H108ZM121 169V168H120ZM126 169H125V172H126ZM142 169H143V167H142ZM157 169V168H156ZM156 169H154L153 168V170H156ZM181 169V168H180ZM185 169V168H184ZM183 169V170H184ZM186 172L188 171V168L186 167ZM204 169V168H203ZM202 169V170H203ZM219 169V168H218ZM1 170V169H0ZM5 169H3V170H1V173H2V171H4ZM8 170V169H7ZM86 170V169H85ZM115 170V169H114ZM137 170V169H136ZM174 170V169H173ZM178 170V169H177ZM177 170H174V171H177ZM201 170V171H202ZM205 170H206V168H205ZM211 170V169H210ZM212 170H213V168H212ZM220 170V169H219ZM244 170V169H243ZM17 171H18V169H17ZM15 172L14 174H20V175H22V176H18V177H20L21 178V180L18 178V181H22L21 182V185H18V187H17V191H16V188H15V183H18V184H20L19 182H17V179L16 178H12V180H14V179H16V181H13L14 182V187H13V182L11 183L10 182V187L11 188H13V189H10V190H13L12 192H15V194H13V193H10L9 191H8V193H10L9 194V196L7 197V201H6V203H4L5 204V206L2 204L3 203V199H5L6 198V196H4L5 198H1L2 199V203H0V205L2 204L4 207H2V209H1V211H0V216H1V218H0V264H39V263H37V260H38V258H39V255H45V254H47L48 252H49V249H50V253H52V258L51 257H48L49 259L51 258V260H47V262L45 261V264H228L230 261H228V258H229V252L227 251L228 250V243H227V239H225L224 238V235H223V233H222V231H221V229H220V227L219 226H217V225H214V223H211L210 222V220H206L205 219V217H204V219H201V217L202 216H199L198 217V219L199 220H194V219H192V218H187V217H185V218H187L186 220H182L181 222H178V223H176L175 221H173V222H175L174 224H169V223H167V226H165L166 228L165 229H163V230H156V229H153V227H155L154 225H156V222L158 221V219L155 217H152V215H151V217H149V219H144V218H141V216H142V214H141V212H140V215L141 216H138L137 215V217L138 218H141V220H139V221H137L136 223H134V222H132L133 220H130L129 218H127L126 216L128 215V213H127V215L125 216L124 214L126 213H124V212H122V213H124V214H122L120 211H117V210H115V211H113V212H111L110 214H102L101 215V217H100V219L98 220V224H97V226L96 227H92L91 225H90V223H85V226H84V228H86V230L88 231V232H86L85 231V229L83 230L85 233H82V229H81V224L79 223V220L78 219H76V218H68L69 216H67V219L66 218H64V217H62V219H61V217H58L57 219H56V221H55V223L54 224H52V225H47V224H29L28 225V219H29V214L33 211L34 212V210H37L36 212H34V213H37V214H35V216H40L41 215V213H38V212H40L39 210H38V208L41 206V208H43V207H45V209L44 210H46L47 208H50L49 206H48V200L51 198V197H53V200L55 201V199H54V196H55V198H57L58 196H60L59 194H61L62 195V193H63V195L65 196V195H67L66 197H67V199H68V195L69 194H71V195H69V196H72V197H76L77 195H81V196H83L82 194H86V192H88L87 191V189L88 188H90L88 185L89 184H87L90 180H91V178H90V180L88 181V182H85V181H83V182H81L80 183V181H78V180H83L82 178H83V176H81L82 178H79V177H77L76 178V176H72L71 175V173H70V171H69V167L67 168V170L65 171V172H63V173H61V174H59V176H58V178L56 179V183L55 184H53L52 186H51V188H48V181H49V179H51L50 178V175H48L46 172H41V171H38V172H35L34 170V172L32 171V174L30 173V172H26V173H24V174H22L20 171L19 172ZM22 171V170H21ZM48 171H49V169H48ZM77 171V170H76ZM83 171V170H82ZM88 171V173L90 172V170L88 169L87 170ZM104 171V170H103ZM110 172V174L111 173H114V171H113V168H112V170H107V168H106V170H105V172L104 173H109ZM113 171V172H112ZM117 171V170H116ZM120 171V170H119ZM122 171H123V168H122ZM122 171H120L121 172V175L123 174L122 173ZM138 171V170H137ZM162 171H165L164 170V168H163V170ZM173 171V172H174ZM179 171V170H178ZM221 171V170H220ZM233 171V170H232ZM261 171V170H260ZM14 172V171H13ZM13 172L11 171V173H10V171L9 172H7L8 173V175H9V173H10V175L11 176H13ZM134 172V171H133ZM143 172V171H142ZM144 172H145V170H144ZM153 172V171H152ZM154 172H156V171H154ZM159 172H161V171H159ZM167 172V171H166ZM169 173H170V171H168ZM167 172V173H168ZM181 172H182V170H181ZM185 172V173H186ZM203 172H204V170H203ZM1 173H0V175H1ZM3 173H5L6 174V172H3ZM30 173V174H29ZM81 173V172H80ZM101 173V172H100ZM103 173V172H102ZM106 173V174H107ZM119 173V172H118ZM135 173H136V171H135ZM146 173V172H145ZM145 173H142V174H144L145 175ZM166 173V174H167ZM169 173H168V175H169ZM172 173V172H171ZM176 173V172H175ZM179 173V172H178ZM188 173L189 172H187L186 174H187V178H191V179H189V181L190 182H192L193 180H192V177H189V175H188ZM198 173V172H197ZM200 173V172H199ZM198 173V174H199ZM241 173H243V172H241ZM241 173H239V174H241ZM56 174H57V172H56ZM73 174V173H72ZM83 174V173H82ZM85 175L87 174V172L85 171V173H84ZM92 174V173H91ZM97 173L95 172V175H96ZM109 174V175H110ZM120 174V173H119ZM126 174V173H125ZM133 174L134 173H132V171H130L129 172V175L128 176H130L131 178H132V176H133ZM140 174H141V172H140ZM141 174V176H143V178H144V175H142ZM155 174V173H154ZM179 174H181V173H179ZM179 174H177V175H179ZM202 173H200V176L201 177H199L200 179L202 178V176L203 175H201ZM214 174V173H213ZM235 174V173H234ZM263 174V173H262ZM3 176H4V174H2ZM2 175L0 176L1 178V180L3 181V179L2 178H5V180H7V181H9L8 179H6V178H9L8 176H6V177H2ZM15 175V176H16ZM93 175V174H92ZM103 175H105V174H103ZM112 175V174H111ZM139 175V174H138ZM176 174H175V177L177 176ZM183 174H181L179 177H181ZM195 175H196V173H195ZM232 174L230 173L229 174V176H231ZM88 176V175H87ZM120 176V175H119ZM118 176V177H119ZM140 175L138 176V177H141ZM146 176V175H145ZM166 176V175H165ZM172 176V175H171ZM243 176H244V174H243ZM242 176V177H243ZM56 177V176H55ZM90 177V176H89ZM93 177V176H92ZM99 177V176H98ZM100 177H102L101 176V174H100ZM122 178H123V175L121 176ZM125 177V176H124ZM168 177H170V176H168ZM174 177V176H173ZM174 177V178H175ZM204 177V176H203ZM217 177V176H216ZM236 177H238V176H236ZM79 178V179H78ZM85 178V177H84ZM94 178V181L96 180L97 181V179H95V177H93ZM104 178H105V176H104ZM126 178V177H125ZM136 177H134L133 176V180L135 179ZM145 178H147V177H145ZM171 178V177H170ZM169 178V179H170ZM10 179V178H9ZM86 179V178H85ZM100 179H102V178H100ZM99 179V181H101ZM119 180H117V182H118V184H116L117 186L120 184L119 183V181H121V185L123 184L122 183V179L121 178H118ZM121 179V180H120ZM128 179H130V178H128ZM127 179V180H128ZM139 179V178H138ZM168 179V178H167ZM186 181H188L186 178H184ZM200 179H199V182H200ZM216 179H218V178H216ZM215 179V180H216ZM246 179V177H244V180ZM0 180V181H1ZM5 180H4V183H5ZM11 180V181H12ZM106 180V183H104L103 181L101 182V184L103 183V184H106L107 186H105V189L104 190H106V192H108L107 191V189L106 188H108V185L111 187L112 185H110V184H108L107 182H109V181H107L108 179H105ZM113 180V179H112ZM112 180L110 181V183L112 182ZM126 180V179H125ZM124 180V181H125ZM140 181H142L141 179H139ZM147 180H148V178H147ZM147 180H145V184H147L146 183V181ZM155 180V179H154ZM161 180V179H160ZM173 180V179H172ZM175 180V179H174ZM192 180V181H191ZM205 181L204 179H201V181ZM242 181L241 179L240 180H238V183H239V185L241 186L242 185V183L244 184V182L246 181ZM1 181V182H2ZM98 181V182H99ZM115 181V180H114ZM135 182H136V179L134 180ZM140 181H139V185L141 184V183H143V181L140 183ZM150 181V180H149ZM149 181H148V184H149ZM165 182H167V180L165 179L164 180ZM178 181V180H177ZM188 181V182H189ZM0 182V183H1ZM135 182H133V181H131V183H135ZM137 182H138V180H137ZM164 182V183H165ZM171 182H174V181H171ZM184 182L185 181H183V185H184ZM187 182V183H188ZM206 183H207V180L205 181ZM205 182H204V184H205ZM211 182V181H210ZM232 182V181H231ZM7 184H9L8 182H6ZM5 183V184H6ZM130 183V182H129ZM150 183H151V181H150ZM154 183H155V181H154ZM169 182H167L166 184H168ZM177 183V182H176ZM180 183V182H179ZM246 183V182H245ZM2 184V183H1ZM0 184V185H1ZM4 184V187L5 186H7V184L5 185ZM92 184H94V183H92ZM111 184H113V185H115L113 182L111 183ZM127 184V183H126ZM126 184H125V188H127L126 187ZM137 184V183H136ZM147 184V185H148ZM174 184V183H173ZM192 184H194V182L192 183ZM208 184V183H207ZM212 184V183H211ZM233 184V183H232ZM130 185V184H129ZM133 185V184H132ZM138 184L137 185H135V186H139ZM150 185V184H149ZM154 184H153V181H152V186H153ZM181 185H182V183H181ZM230 185V184H229ZM2 186V185H1ZM98 186V185H97ZM100 186V185H99ZM102 187H104L103 185H101ZM100 186V191L102 190L101 187ZM122 186H124V185H122ZM134 185H133V187H135ZM146 185H144V187H145ZM151 186V185H150ZM151 186V187H152ZM178 186H180V185H178ZM177 186V187H178ZM195 186V185H194ZM194 186H192L191 185V187L194 189L195 187ZM254 186L256 187V190H257V192L256 193H258V195H254V202L252 201V203H254V207H253V205H252V210H253V208H254V211H252V212H254L253 214H254V220H256V221H263L264 220V178H263V176L261 175V174H257L256 176H255V178H254ZM3 187V186H2ZM1 187V188H2ZM142 187H143V184H142ZM141 187V188H142ZM143 187V188H144ZM147 187V186H146ZM154 187V186H153ZM168 187V186H167ZM167 187H165V184H161L160 183V185L158 186V187H156V189H158V193L157 194H155V196H156V200H154V203H153V201L151 200V202L153 203V205H151L149 202V205H150V207H155L154 206V204L155 205H158V203H160V205H161V202L162 201H164V199H168L169 198V196H170V194L168 195V191H167ZM171 187H173L172 185H171ZM174 187H175V184H174ZM183 187L185 188V185L184 186H182V189H183ZM188 187H190V186H187L186 188H188ZM213 187V186H212ZM234 187V186H233ZM254 187V188H255ZM1 188H0V193H1V191L3 190H1ZM93 188H95V187H93ZM115 187H113V188H110V189H114ZM128 188H129V186H128ZM132 188V187H131ZM143 188L142 189H139V190H141L140 192H142L143 191ZM155 188V187H154ZM169 189H170V187H168ZM197 188V187H196ZM15 189V190H14ZM109 189V190H110ZM116 189V188H115ZM136 190V188H133L132 190ZM147 189L150 191V189H149V187H147ZM147 189H146V191H147ZM174 189V188H173ZM173 189H171V190H173ZM182 189H180V191L182 190ZM192 189V190H193ZM204 189V188H203ZM206 189V188H205ZM227 189L228 188H226V191H227ZM249 189V188H248ZM248 189H246V191L248 190ZM6 190H7V188H6ZM9 190V189H8ZM41 190V191H40ZM96 190V189H95ZM111 190V191H112ZM116 190H118V188L116 189ZM124 191H125V189H123ZM127 190V189H126ZM132 190H131V192H132ZM134 190V191H135ZM175 190V189H174ZM177 191H178V189H176ZM189 190H190V188H189ZM212 190H214L213 188H212ZM212 190H208V188H207V191H212ZM220 190V189H219ZM232 190V189H231ZM234 190H236V189H234ZM242 190V189H241ZM255 190V189H254ZM3 191H5V189L3 190ZM2 191V192H3ZM98 191V190H97ZM97 191H94V192H97ZM114 191V190H113ZM112 191V192H113ZM120 191H121V189H120ZM129 191H130V189H129ZM129 191H127V192H129ZM133 191V192H134ZM138 191V188H137V190L135 191V192H137ZM144 191H145V188H144ZM153 191V190H152ZM166 191H167V193H166ZM184 191H185V193H186V191H188V190H186V189H184ZM191 191V190H190ZM195 191H198V190H195ZM204 191V194H203V197L205 196L206 197V195L207 196H209L210 194H208V192H207V194L205 195V192H206V190H203ZM228 191H229V189H228ZM103 192V190L101 191V193ZM105 192V191H104ZM105 192V193H106ZM117 192V191H116ZM116 192H114L115 194H116ZM172 192V191H171ZM223 192V191H222ZM229 192H231V191H229ZM5 193H7V191H5ZM98 194H99V192H97ZM104 193V194H105ZM119 193V192H118ZM123 193V192H122ZM126 193V192H125ZM146 193H148V191L146 192ZM154 193V192H153ZM176 193H178V192H176ZM194 193H198L199 194V192H194ZM210 193V192H209ZM212 193H213V191H212ZM214 193H215V191H214ZM247 193H249L250 194V191L248 192L247 191ZM246 193V194H247ZM2 194H4V192L2 193ZM2 194L0 195V196H2ZM84 194V195H85ZM97 194V196H101V194H99L98 195ZM103 194V193H102ZM127 194V193H126ZM129 194V193H128ZM135 194V193H134ZM137 194V193H136ZM142 195H143V192L141 193ZM145 194V193H144ZM149 194H152V193H149ZM174 194V192L172 193V195ZM183 194H184V192H183ZM186 194H188V193H186ZM191 194H193V193H191L190 192V195ZM232 194V193H231ZM230 194V195H231ZM236 194V193H235ZM240 194V193H239ZM62 195V196H63ZM106 196L104 197V198H108L109 196H108V194H105ZM109 195H110V193H109ZM118 196H120V194H117ZM117 195H115V196H117ZM130 195H133L132 193H130ZM142 195L141 196H137V197H142ZM154 195V194H153ZM178 195V194H177ZM179 195H181L180 194V192H179ZM200 195V194H199ZM199 195H198V201L195 199L196 197H194V201L192 200V202H195V201H197V204H196V206H194V207H196L197 208V205H198V202H200V200H201V198H199ZM213 195V194H212ZM216 196H217V194H215ZM221 195H222V193H221ZM224 195V194H223ZM57 196V197H56ZM62 196H60L61 198H63ZM127 196V195H126ZM149 196V195H148ZM188 196H189V194H188ZM187 196V197H188ZM195 196V195H194ZM234 196H239V195H234ZM78 197H80V196H78ZM97 198V197H92V199L93 200H95V198L97 199V202H98V200H100L101 198ZM174 197H176L175 199H177V196H174ZM173 197V198H174ZM182 197V196H181ZM202 197V198H203ZM232 197V196H231ZM242 197V196H241ZM120 198V197H119ZM135 198V197H134ZM171 198V197H170ZM180 198V197H179ZM183 198V197H182ZM185 198V197H184ZM210 198V197H209ZM208 198V199H209ZM216 198H218V196L217 197H215L214 199H216ZM226 198V197H225ZM244 198H246V197H244ZM66 199V200H67ZM70 199L71 198H69V200H67V201H69L70 202ZM77 199V198H76ZM79 199V198H78ZM88 199V203L90 202V200H89V198H87ZM91 199V198H90ZM110 199V198H109ZM108 199V200H109ZM114 199V198H113ZM116 199V198H115ZM118 199V198H117ZM123 199V198H122ZM125 199V198H124ZM129 199H131V197L130 198H128L127 200H129ZM132 199H133V196H132ZM132 199L129 201V204H131V205H133L134 204V202L132 201ZM137 199V198H136ZM141 199V198H140ZM166 199V200H167ZM174 199V200H175ZM213 199V200H214ZM230 199V201H232L234 198H229ZM228 199V200H229ZM238 199H239V197H238ZM58 200V199H57ZM60 198H59V201L58 202H60ZM65 199H63V201H64ZM72 200V199H71ZM101 200H103V198L101 199ZM107 200V199H106ZM107 200V201H108ZM127 200H125V204H126V201ZM159 200V201H158ZM169 200V199H168ZM173 200V201H174ZM191 200V199H190ZM189 200V202H188V204H190V201ZM217 200V199H216ZM216 200H215V203H218V202H216ZM51 201V200H50ZM49 201V202H50ZM53 201V202H54ZM62 201V200H61ZM63 201H62V205L64 204L63 203ZM72 201H75V199L74 200H72ZM86 201V200H85ZM84 201V202H85ZM104 201V200H103ZM111 201V203H113L114 201L113 200H110ZM123 200H121L120 201V204H121V202H122ZM133 203H132V202ZM147 201H150V200H146L145 202H146V205H147ZM208 201H210V200H208ZM248 201V200H247ZM77 202V201H76ZM83 202V203H84ZM101 202V201H100ZM109 202V201H108ZM118 202V201H117ZM140 202H142V201H140ZM145 202L143 201V203H144V205H145ZM165 202V201H164ZM168 202V201H167ZM175 202V201H174ZM187 202H185V204H187ZM222 202H224V201H222ZM228 202V201H227ZM72 203V202H71ZM82 203V204H83ZM94 203V202H93ZM95 203H96V201H95ZM166 203V202H165ZM164 203V204H165ZM176 203V202H175ZM184 203V202H183ZM207 203V202H206ZM212 203V202H211ZM231 202H229V204H230ZM235 203V202H234ZM238 203V202H237ZM236 203V204H237ZM251 203V204H252ZM59 204V203H58ZM68 204V203H67ZM77 204V203H76ZM82 204H81V206H82ZM86 204V203H85ZM98 204H101V203H97V205ZM107 204V202H105V205ZM110 203H108V205H109ZM163 204V203H162ZM192 204H194L195 205V203H192ZM203 204V203H202ZM208 204H209V202H208ZM219 204V203H218ZM223 204V203H222ZM224 204H226V203H224ZM245 204V203H244ZM1 205V206H2ZM50 205H51V203H50ZM66 205V204H65ZM70 205V204H69ZM78 205V204H77ZM80 205V204H79ZM87 205V204H86ZM94 205V204H93ZM114 205V204H113ZM112 205V206H113ZM119 204H116L115 206H118ZM124 205V204H123ZM128 205V204H127ZM145 205V206H146ZM149 205H148V207H149ZM159 205V206H160ZM171 205V204H170ZM179 205H181V204H179ZM201 204H199V207H201L200 206ZM43 206V207H42ZM56 205L54 204V207H55ZM101 206H102V204H101ZM104 206V205H103ZM103 206L102 207H100V208H102L103 209V213H105L104 212V208H103ZM110 206V205H109ZM120 206V205H119ZM125 206V205H124ZM138 206H139V204H138ZM144 206V207H145ZM158 206V207H159ZM163 205H161L160 207H162ZM166 206H168L167 205V203H166ZM187 206V205H186ZM216 206V205H215ZM225 206V205H224ZM226 206H227V204H226ZM231 206V205H230ZM241 206V205H240ZM53 206H52V208H54ZM64 207V206H63ZM66 207V206H65ZM65 207H64V211H65ZM86 207V206H85ZM84 207V208H85ZM129 207H131L130 205H129ZM136 207V206H135ZM134 207V208H135ZM148 207L146 206V208L148 209ZM165 207V206H164ZM170 207V206H169ZM194 207H192V205H191V207L190 208H194ZM220 207H222V205L220 206ZM229 207V206H228ZM227 207V208H228ZM237 207V206H236ZM239 207V206H238ZM248 206L246 205V207H245V209L247 208ZM55 208H57V207H55ZM66 208H68V206L66 207ZM70 208V211H71V209H72V207H69ZM80 209H81V207H79ZM79 208H77V209H79ZM97 208H98V206H97ZM100 208H99V210H100ZM119 208V207H118ZM121 208H122V206H121ZM141 208L143 209V204H142V207H139V211H142L141 210ZM145 208V209H146ZM156 208V207H155ZM204 208V207H203ZM223 208V207H222ZM226 208V209H227ZM230 208V207H229ZM229 208H228V211H230L229 210ZM232 208V207H231ZM240 208V207H239ZM57 209H59V206H58V208ZM76 208H75V210H77ZM117 209V208H116ZM120 209V208H119ZM118 209V210H119ZM123 209V208H122ZM121 209V210H122ZM125 209V208H124ZM147 209H146V211H147ZM153 209V208H152ZM159 209H161V208H158L157 210H159ZM162 209H163V207H162ZM170 209V208H169ZM201 209V208H200ZM225 209V208H224ZM245 209H244V211H245ZM41 210V209H40ZM74 210V211H75ZM81 210H83L84 211V209H81ZM88 210V209H87ZM110 210H112V209H110ZM149 210V209H148ZM154 210V209H153ZM156 210V209H155ZM171 210H172V208H171ZM209 210H210V206H209ZM246 210H248V209H246ZM50 213H51V211H50V209L48 210ZM53 211H55V210H53ZM52 211V212H53ZM57 211V210H56ZM55 211V212H56ZM60 211V210H59ZM67 211L69 212V210H66V212L65 213H67ZM73 211V212H74ZM80 212V213H84V212ZM90 211V210H89ZM95 211H96V209H95ZM94 211V212H95ZM107 211H109V210H107ZM124 211V210H123ZM132 211L134 212V210L132 209ZM160 211V210H159ZM166 211V210H165ZM168 211V210H167ZM175 211H176V209H175ZM219 211V210H218ZM218 211H217V213H218ZM221 211V210H220ZM220 211H219V213H220ZM228 211H226V212H228ZM239 211V213L241 212V208L238 210ZM32 212V213H33ZM47 211H45V213H46ZM55 212H53V214H55ZM63 212V211H62ZM62 212H59V213H62ZM77 212V211H76ZM76 212H75V214H73L74 216L76 215ZM88 212V211H87ZM93 212V215L95 214ZM96 212H98V211H96ZM101 212V213H102ZM110 212V211H109ZM129 212H131V211H129ZM133 212H131L132 214H133ZM138 212V211H137ZM153 212V211H152ZM163 212V211H162ZM179 212V211H178ZM214 212V211H213ZM223 212H225V211H223ZM225 212V213H226ZM261 212V214H259ZM33 213V214H34ZM44 213V212H43ZM58 213V212H57ZM59 213H58V215L57 216H59ZM99 213H100V211H99ZM100 213V214H101ZM145 213V212H144ZM150 213V212H149ZM157 213V212H156ZM183 213V212H182ZM195 213V212H194ZM193 213V215L195 216V217H197L195 214H197V213H195L194 214ZM225 213L223 214L222 212L220 213V214H222L221 216H223V215H225ZM236 213H238V212H236ZM48 214V213H47ZM79 214V213H78ZM131 214V215H132ZM137 214V213H136ZM155 214V213H154ZM166 214V213H165ZM188 214V213H187ZM199 214V213H198ZM245 214V213H244ZM31 215V214H30ZM43 215H46V214H43ZM42 215V216H43ZM67 215V214H66ZM66 215H65V217H66ZM80 215V214H79ZM86 215V214H85ZM84 215V216H85ZM144 215V214H143ZM149 215V214H148ZM157 216H158V214H156ZM160 215V214H159ZM181 215V214H180ZM184 215V214H183ZM182 215V216H183ZM210 215H212V214H210ZM228 215H231L232 216V213L231 214H229V212H228ZM227 214L225 215L226 217L228 216ZM250 215H252V214H250ZM29 216V217H28ZM34 216V215H33ZM37 216V217H38ZM47 216V218H49L48 217V215H46ZM45 216V217H46ZM54 215H50V218L51 217H53ZM60 216H63L62 214L60 215ZM78 216V215H77ZM80 216H82V215H80ZM84 216H82V217H84ZM87 216V215H86ZM85 216V217H86ZM91 216V215H90ZM130 216V215H129ZM136 216V215H135ZM189 216V215H188ZM213 216V215H212ZM220 216V215H219ZM224 216V217H225ZM235 216V215H234ZM240 216V215H239ZM41 217V216H40ZM44 217V218H45ZM92 217V216H91ZM160 217V216H159ZM190 217V216H189ZM230 217V216H229ZM26 218H28L27 219V225L28 226H26V224L24 225V222H25V219ZM31 218H32V216H31ZM34 218V217H33ZM39 218V217H38ZM46 218V219H47ZM54 218H56V215H55V217ZM81 218V217H80ZM90 218V217H89ZM135 218V217H134ZM133 218V219H134ZM166 218V217H165ZM174 219H175V217H173ZM183 218H184V216H183ZM208 218V217H207ZM216 218H218V217H216ZM250 219H251V217H249ZM45 219V220H46ZM84 219V218H83ZM91 219V218H90ZM95 219V218H94ZM137 219V218H136ZM164 218H162V220H163ZM209 219V218H208ZM236 220H238L239 219V217H238V219L237 218H235ZM35 220V219H34ZM53 220H55V219H53ZM85 220V219H84ZM86 220H88L87 218H86ZM173 220V219H172ZM172 220L170 221V223L172 222ZM240 220V219H239ZM242 221L241 222H243L244 221V219H241ZM30 221V220H29ZM40 221H41V219H40ZM48 220H46V223H49V222H47ZM96 221V220H95ZM177 221V220H176ZM224 221V220H223ZM235 221V220H234ZM246 221L249 223V221L246 219ZM35 222H37L36 220H35ZM81 222H83L82 221V219H81ZM89 222H91V220L89 221ZM169 222V221H168ZM220 222H221V219H220ZM239 222V221H238ZM246 222V223H247ZM43 223H44V221H43ZM51 223V222H50ZM93 223H96V222H93ZM247 223V224H248ZM262 223V222H261ZM160 224H162V223H160ZM221 224H222V222H221ZM235 224V223H234ZM236 224H237V222H236ZM241 224V223H240ZM243 224V223H242ZM93 225V224H92ZM220 225V224H219ZM226 225V224H225ZM261 225V224H260ZM82 226V227H83ZM93 226H95V225H93ZM153 226V227H152ZM236 226V225H235ZM242 226V225H241ZM245 226H246V224H245ZM252 226H253V224H252ZM160 227V226H159ZM159 227H157V228H159ZM210 227H213V229L212 228H210ZM251 227V226H250ZM160 228H162V227H160ZM233 228H236V227H234L233 226ZM240 228V227H239ZM238 228V229H239ZM262 228H263V234L262 235H260L261 236V238L262 239H264V224H263V226H262ZM212 231H211V230ZM223 229H225V228H223ZM255 229V228H254ZM173 230V231H172ZM246 230H247V227H246ZM231 231L232 230H230V232L229 233H231ZM239 231V230H238ZM241 231V230H240ZM249 231H251V230H249ZM248 230H247V232H249ZM245 232V231H244ZM246 232V233H247ZM229 233H227L226 234V232H225V235L227 236ZM237 233V232H236ZM250 233V232H249ZM48 235V234H51V237L50 238H52V244H50L51 242H49V240H51V239H49V237L47 236H45V235ZM86 236H85V235ZM89 234V235H88ZM232 234V233H231ZM231 234H229V235H231ZM244 234L245 233H242V237L241 238H244L243 236H244ZM255 234V233H254ZM87 238L88 236H90V237H88V238H90V242H89V245H88V248H86V250L83 252V253H81V251H82V248H83V245H85L84 243L83 244H81L82 243V241H83V237L84 236ZM235 235V234H234ZM238 235V234H237ZM248 235V236H247ZM247 238L249 237V234L247 233ZM245 236V237H246ZM250 236H252V237H254V243H255V241H257V238H255V236H253L252 235V233H251V235ZM259 236V235H258ZM85 237H84V239H85ZM87 238V239H88ZM231 238V237H230ZM247 238H245V239H247ZM87 239H86V241H87ZM244 240V239H243ZM248 240V239H247ZM260 240V239H259ZM230 241H231V239H230ZM239 241V240H238ZM237 241V243H239ZM241 241V240H240ZM248 241H251L250 240V238H249V240ZM248 241L246 242V245H244L245 247L247 246V243H248ZM260 242V241H259ZM258 242V243H259ZM263 242H264V240H263ZM242 243V242H241ZM257 243V242H256ZM87 244H88V241H87ZM243 244V243H242ZM245 244V243H244ZM248 244H250V242L248 243ZM234 245H236V244H234ZM238 246V245H237ZM258 246H260V244H258ZM248 247V246H247ZM252 247H253V245H252ZM261 247V246H260ZM85 248V247H84ZM230 248V247H229ZM240 248V247H239ZM84 250V249H83ZM232 250H233V248H232ZM240 250V249H239ZM257 250V249H256ZM241 251H242V249H241ZM258 251H259V248H258ZM260 251H261V248H260ZM232 252H234V251H232ZM245 252V251H244ZM256 252V251H255ZM262 252V251H261ZM261 252H258L259 254H258V256H261V254H263V252L261 253ZM237 254V252H234V254ZM241 253V252H240ZM254 253V252H253ZM233 254V255H234ZM51 255V254H50ZM176 255L178 256V257H176ZM233 255H231V256H233ZM230 256V257H231ZM244 257H246L245 256V253H244V255H243ZM254 256V258H251V259H248V261H247V263L246 264H255V262H256V257L257 256H255V255H253ZM252 256V257H253ZM46 257H47V255H46ZM177 259H176V258ZM234 257V256H233ZM236 257V256H235ZM239 257V256H238ZM251 257V256H250ZM263 257V256H262ZM237 258V257H236ZM243 257H241V258H239V259H241V261H244V259H242ZM46 259V258H45ZM238 259V258H237ZM263 259V258H262ZM230 260V259H229ZM232 260H234V259H232ZM239 262V261H237V263L239 262V263H244V262ZM253 261H254V263H253ZM259 261H261V259H259ZM234 263V262H233ZM232 263V264H233ZM262 263V262H261ZM235 264H236V261H235ZM258 264H260V262L258 263ZM263 264V263H262Z\"/></svg>", "mask_w": 264, "mask_h": 264}]
</instances>
